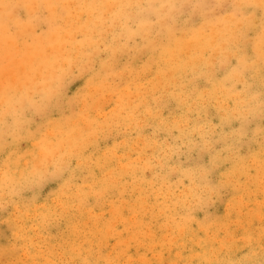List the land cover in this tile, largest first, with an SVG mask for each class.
Listing matches in <instances>:
<instances>
[{
  "label": "rangeland",
  "instance_id": "rangeland-1",
  "mask_svg": "<svg viewBox=\"0 0 264 264\" xmlns=\"http://www.w3.org/2000/svg\"><path fill=\"white\" fill-rule=\"evenodd\" d=\"M62 1H64V2H62ZM92 1H93V3H92ZM246 1H248L249 4ZM246 1L240 0V3H239V0H238V4H237V0H232V1L231 0H160V1H158V0H150V1H148V0L147 1L146 0H142V1H140V0H122V1L121 0L120 1L119 0H102V1L101 0H96V1H94V0H89V1L88 0H73V1L72 0H61V3L59 0L58 1L57 0H32L31 2H30V0H0V8H2V9H0V79L2 81L1 80L0 81L3 82L2 84H0V85H2V86H0V91H2V92H0L1 93L0 94V107H2V108H0V152H1L0 153V179H1L0 180V264H32V263L33 264L34 263L39 264V262L41 264V261H42V263L44 261L43 264H45V263L46 264H109V263L110 264H165V263L166 264H200V262H202V261L204 264H228V262H229V264H264V259H263V257H264V205H263L264 204L263 203L264 202V178H263L264 177V150H263L264 149V128H263L264 127V112H263L264 111V76H263L264 75V72H263L264 71V0H252V1L246 0ZM90 3H91V6H90ZM94 3H95V6H94ZM106 3H107V5H106ZM123 3H125V5H124L125 7L123 6ZM128 3H129V5H128ZM58 4H59V6H58ZM131 4H132V7H130ZM241 4L243 6H241ZM31 5H33V6H31ZM67 5H68V7H67ZM134 5H136V7ZM152 5H154V6H152ZM37 6H39V7L37 8ZM83 6L86 7L88 10L86 8H84ZM165 6H166V8H165ZM257 6H260V7H257ZM89 7L90 8L94 7V8L90 9ZM66 8H67V10H66ZM78 8H79V10H78ZM96 8H98V9H96ZM257 8H258V10H257ZM47 9H49V11ZM100 9L103 12H100ZM261 9H263V10H261ZM128 10H130V12ZM79 11H81V12L79 13ZM95 11H97V13ZM46 12L49 13V15ZM122 12H124V14ZM85 13H87V14H85ZM75 14H76V17H75ZM127 14H128V16H127ZM216 15H218V16H216ZM255 16H256V18H255ZM72 17H74V18L72 19ZM77 17H79V18H77ZM82 17H83V19H82ZM222 17H224V18H222ZM67 18H69V19H67ZM96 18H97V20H95ZM119 18H121V19L119 20ZM123 18H124V20H123ZM129 18H130V20H129ZM131 18H133V19H131ZM244 18H245V20H244ZM76 19H78V21ZM92 20H93V22H92ZM168 20H170V22ZM71 21H72V23H71ZM74 21H76V22H74ZM256 21H258V22H256ZM63 22H65V23H63ZM227 22H229V23H227ZM115 23H116V25H118V27L115 25ZM96 24H98L99 26ZM64 25H65V28H63ZM76 25H77V27H76ZM113 25H114V27H113ZM60 26H61V28H60ZM84 26H85V28H84ZM226 26H227V28H224ZM89 27H91V29ZM120 27L121 28L123 27V30ZM213 27H214V30H213ZM111 29H112V31H111ZM226 29L228 31L233 29V31L227 32ZM91 30H93V31H91ZM94 31H96V32H94ZM222 31L225 33L224 37L226 36V38L223 37L224 33H222ZM16 32H18V33H16ZM87 32H88V34H87ZM110 32L111 33L114 32V33L111 34ZM198 32H199V34H198ZM209 32H210V34H209ZM226 32L229 35H227ZM54 33H56V35ZM82 33L85 35L82 36ZM90 33H91V36L93 34H95V35L90 37ZM99 33L100 34L102 33V34L99 35ZM213 33H214V35H213ZM217 33H219V34H217ZM59 34H60L61 38H59L60 37ZM62 34H64L66 37H64V35L62 36ZM152 35H154V36H152ZM204 35H206L207 37ZM211 35H213V36H211ZM121 36H122V39H121ZM146 36L149 38H147ZM193 36H195V37H193ZM217 37H218V39H217ZM92 38L94 41H92ZM179 38H181V39H179ZM196 38H197V41H196ZM207 38L209 39V41ZM227 38H228V40H226ZM62 39H64V40L62 41ZM89 39H91V40H89ZM221 39H222V41H221ZM229 39H232V42ZM49 40H51V41H49ZM78 40L79 41L81 40L79 42L80 44L78 43ZM198 40H200L201 43ZM91 41H92V43H91ZM219 41H220V43H219ZM59 42H60V44H59ZM95 42H97V44H95ZM234 42H235V44H234ZM247 42H249V43H247ZM81 44H82V46H81ZM223 44H225V45H223ZM61 45H63V46H61ZM173 45L175 46V49L173 48L174 47ZM74 46H76V47H74ZM78 46H81V47L79 48ZM89 46H91V47H89ZM97 46H98V48H97ZM118 46L121 48H119ZM231 46H233L234 48ZM73 47L77 48V49L79 48V49L77 50V49H74ZM102 47H104V48H102ZM45 48H47V49L45 50ZM49 48H50V51H49ZM52 48H54V49H52ZM58 48H61V50L60 49L58 50ZM193 48H195L196 50ZM101 49H103L105 51H103ZM222 50H223V52H222ZM40 51H41V53H40ZM45 51L46 52L48 51L47 54ZM106 51L107 52L109 51L108 54ZM163 51H165V52H163ZM189 51H190V53H189ZM54 52H55V54H54ZM171 52L174 54H172ZM177 52H178L179 56L176 55ZM32 53H34L36 55H34V54L32 55ZM75 53L78 55V57L75 56ZM97 53H99V54L97 55ZM155 53H156V55H155ZM141 54L142 55L144 54V55L142 56ZM172 55H174V56H172ZM191 55H192V57H191ZM104 56H106V57H104ZM30 57L32 58V60ZM60 57H62V58H60ZM115 57H116V59H115ZM119 57H120V59H119ZM174 57L176 58V60ZM33 58H34V60H33ZM44 58H46V59L44 60ZM48 58H49V60H48ZM162 58H164V59H162ZM212 58L214 61L215 60L216 61L214 62L212 60ZM219 59L221 62L219 61ZM222 59H224V60L222 61ZM64 60H66L68 63ZM94 60H96V61H94ZM15 62H16V64H15ZM28 63H29V65H27ZM189 63L191 65H189ZM14 64L16 65L17 68L15 67ZM17 64L19 65V67ZM36 64L38 65V67L41 70H43L44 73L42 71L40 72V69H38ZM50 64L52 67L50 66ZM53 64H54V66H53ZM162 64H164V65H162ZM166 64H168V65H166ZM210 64H211V66H210ZM25 65L27 66V68ZM32 65H33V67H32ZM136 65H138V66H136ZM225 65H227V66H225ZM21 66H23L22 67L23 69L22 68L20 69ZM59 66L61 68H59ZM178 66H180V68H178ZM228 66H229V68H226ZM11 67H14V68H11ZM90 67H91V69H90ZM165 67H167V68H165ZM24 68H26V69H24ZM73 68H74V70H73ZM93 68H95V69L93 70ZM188 68H190V69H188ZM11 69L14 71H12ZM175 69H177L178 71L176 70V72H175ZM194 69L197 71H195ZM211 69L213 70V72H211ZM107 70L110 72H108ZM151 70L153 72H151ZM162 70H164L165 72ZM36 71H39V72H36ZM71 71H73L74 74ZM173 71H174V73H173ZM54 72H55V74H54ZM125 72H126V74H124ZM182 72H183V75H181ZM186 72H188V73H186ZM232 72H233V76H232ZM254 72H255V74H253ZM36 73H38L37 77L39 79L36 77ZM70 73H72V74H70ZM142 73H144V74H142ZM195 73L197 75H195ZM201 73H204V74L201 75ZM211 73H213V74H211ZM2 74H3V76H5V78L2 76ZM45 74H48V75L45 76ZM52 74H53V77H52ZM117 74L120 76H117ZM173 74H176V75H173ZM22 75H25V76H22ZM244 75L245 76L248 75V76L245 77ZM42 76H43V78H42ZM60 76L62 78H58ZM104 76H106L108 78H106V77L103 78ZM63 77H65V78H63ZM74 77H75V79H74ZM126 77H127V79H126ZM187 77H188V79H187ZM232 77H234L235 79H233ZM251 77H254V78L250 79ZM238 78H240V79H238ZM61 79H62V81H61ZM112 79H114V80H112ZM190 79H191V81H190ZM193 79H194V81H193ZM224 79H226V80H224ZM258 79H260V80H258ZM9 80H11L12 82ZM96 80H98L99 82ZM153 80L156 81L154 83V86H152ZM177 80H178V82H177ZM182 80H184V81H182ZM71 81H73V82L71 83ZM102 81H103V83H102ZM159 81H161V82H159ZM247 81H249V82H247ZM6 82H7V84L9 82H11L12 84L9 83V85H7V84L5 85ZM31 82H34L35 84L33 83L34 84L33 85ZM147 82H149V83H147ZM170 82L173 85L174 84L175 85L172 86V84ZM202 82H204V83H202ZM87 83L89 85H86ZM236 83H238V84L236 85ZM246 83L248 85H246ZM42 84L45 86H42ZM100 84L101 85L103 84V85L101 86ZM120 84H121L122 88L120 87ZM137 84H140L141 86L137 85ZM206 84H207V86H206ZM3 85H5V87ZM93 85H95L97 88H95V86H93ZM115 85H116V87H115ZM215 85H218V86H215ZM244 85H246V86H244ZM255 85H256V87H255ZM138 86L140 88H138ZM158 86L159 87L161 86V88H159ZM162 86H164V87L162 88ZM167 86H170V87H167ZM183 86H184V88H183ZM18 87L19 88L22 87V88L18 89ZM24 87H26V88H24ZM50 87H53V88H50ZM62 87H64V88H62ZM148 87H150V89H148ZM93 88H95V89H93ZM113 88H114V90H113ZM145 88H146V90H145ZM222 88L223 89L226 88V89L224 91H222L223 90ZM98 89H101V90H98ZM104 89H106V90H104ZM155 89H156V91H154ZM173 89H174V91H173ZM192 89H194V91ZM212 89H213V92L211 91ZM91 90H92V92H91ZM150 90H152V92ZM175 90L178 92H176ZM228 90L230 92H228ZM24 91H26V92H24ZM97 91H100V92H97ZM202 91H203V93L201 94ZM205 91H206V93L208 92V94H206ZM7 92H8V94H7ZM90 92L92 94L93 93H96V94L92 95V94H90ZM131 92H132V94H131ZM52 93H53V95H51ZM100 93H102V94H100ZM109 93H110L113 100L111 99ZM134 93L138 94L137 97H135L136 95L134 96ZM160 93H162V94H160ZM163 93L167 96H165ZM179 93H181V94H179ZM219 93L220 94L223 93V94L220 96ZM226 93L228 94V95H226L227 99H226V97H224V94H226ZM62 94H63V96H62ZM87 94H89V95H87ZM106 94H108L107 99H106ZM119 94H120V96H119ZM144 94H146V95L144 96ZM213 94H215V95H213ZM234 94L238 96V99L236 98L237 96L235 97ZM28 95H29V97H28ZM122 95L126 96V97H123ZM178 95H180V97ZM193 95H195V97L196 96L197 97L195 98ZM148 96H150V97H148ZM207 96H208V99H207ZM216 96H218L217 97L218 99L216 98ZM239 96H240V98H239ZM2 97H3V99H2ZM131 97H134V98H131ZM170 97L172 100H170ZM185 97H187L188 99ZM228 97H229V100H228ZM5 98L8 101H6ZM92 98L95 99V101H93ZM145 98H147V99H145ZM151 98H154L156 101L154 99H151ZM230 98H232L233 100H231ZM35 99L38 101H36ZM165 99H167V101ZM194 99H195V101L198 99V102L196 101L195 103H193L191 105V103H192L191 101L194 102ZM261 99L263 100V102ZM89 100H90V102H89ZM199 100L202 102H200ZM213 100L215 102H213ZM216 100L222 101V103H224V104H222L221 102L216 101ZM237 100L239 101V104H236V103H238ZM3 101L5 102V104H2ZM36 102H37V104H36ZM130 102H132V103H130ZM146 102H148V103H146ZM158 102H160V103H158ZM161 102H163V103L161 104ZM165 102L168 103L167 107L165 106L166 105ZM186 102L188 104L187 107H186V105H187ZM61 103H62V106L60 105ZM66 103H67V105H66ZM84 103H87V104L85 105ZM104 103L106 105H104ZM181 103H183V104H181ZM134 104L136 106L135 108H134ZM137 104H138V106H137ZM241 104L244 105V108H242L243 106ZM80 105L83 106L84 108L81 107ZM88 105L90 108L88 107ZM201 105L204 107H202ZM220 105H221V107H220ZM257 105H258V107H256ZM19 106H21V107H19ZM22 106H24V107H22ZM40 106H41L42 110L40 109ZM46 106L47 107L49 106L48 109ZM93 106H95V107H93ZM152 106L154 107V109ZM169 106H173L172 108L174 111ZM189 106H190V108H189ZM197 106H199V107H197ZM216 106L218 108L220 107L221 110H220V108L218 109ZM228 106H230L231 108ZM234 106H235V108H237V110L235 108H233ZM10 107H12V109ZM34 107H35V109H34ZM66 107H68V108L66 109ZM99 107L103 108V110H101ZM110 107H113V109H115V111L112 108H111V110H112L111 111ZM149 107H150V110H149ZM163 107L164 108L166 107L167 110H166V108L164 109ZM3 108H5V109H3ZM7 108L9 110L8 112H7ZM14 108H17V109H14ZM141 108H142V110H141ZM145 108H146V110H145ZM216 108L218 110H216ZM106 109H108V110H106ZM158 109L161 111H159ZM190 109H192V110H190ZM207 109H209V110H207ZM212 109H213V111H212ZM223 109L225 110V112L227 111V113H225ZM32 110H34V111H32ZM71 110H73V111H71ZM120 110H122L121 111L122 113L120 112ZM193 110H195L194 111L195 113L193 112ZM230 110L232 111L234 118H233V115L231 114ZM94 111H96V112H94ZM126 111H131V112H126ZM200 111H201V113H200ZM235 111H237V112L239 111L241 113L240 114L241 116L239 115V112L234 114ZM87 112L89 115L87 114ZM90 112L92 113V115ZM183 112L184 113L186 112V113L184 114ZM212 112H214V113H212ZM221 112H224V113L221 114ZM243 112H245V113H243ZM44 113H46V115ZM111 113H112V116L114 118H112V116L110 118ZM151 113L154 115L156 114V116L157 115L158 116L156 117V116L152 115ZM172 113H174V114H172ZM170 114H171V116H170ZM227 114L229 115L230 119L232 118L234 120L227 119L228 118ZM237 114L240 116V118ZM244 114H245V116H244ZM60 115H62V116H60ZM87 115H88V117H87ZM94 115H96L97 117ZM123 115H124V117H123ZM197 115H199L198 118H197ZM211 115L214 118H212ZM223 115H224V117H223ZM132 116L134 118L135 117L136 118L134 119ZM142 116L145 118H143ZM160 116H163V117H160ZM166 116H168V117H166ZM221 116L223 117V119ZM235 116H238V117H235ZM23 117H24V119H23ZM141 117H142V119H141ZM172 117H174V118H172ZM177 117H179V118H177ZM192 117H194V118L192 119ZM91 118L93 119L94 123L96 122L95 124L93 122H91L92 121ZM109 118H110V120H109ZM189 118H191V119L189 120ZM196 118H197V120H196ZM6 119L9 121H7ZM25 119H26V121H25ZM80 119L82 120V124L84 123L83 125L80 123V121H81ZM123 119H126V120H123ZM171 119L174 120V123ZM76 120H77V124L79 123L77 126L74 125ZM96 120L99 121L100 123L98 122V124H97ZM128 120H132V121H128ZM152 120H154V121H152ZM205 120L208 121V124ZM136 121H137V123H136ZM166 121H168V122H166ZM169 121L171 123H169ZM179 121L180 122L182 121L181 122L182 127L180 126ZM193 121H194V123H193ZM209 121H211L210 122L211 124L209 123ZM227 121H229V122H227ZM89 122H90L91 126H89ZM111 122H112V124H111ZM132 122H133V124H132ZM147 122H148V124H150L149 126L147 125ZM160 122H162V124ZM189 122H191V123H189ZM85 123H87V125ZM130 123H131V126H130ZM157 123H158V125H156ZM159 123H160V126H159ZM221 123H224V124H221ZM29 124H30V126H28ZM167 124H168V127L166 126ZM171 124H172V127H171ZM53 125H56V126H53ZM93 125H95L96 127H94ZM119 125H120V127H119ZM177 125H179V126H177ZM222 125L224 127L226 126L225 129ZM46 126H47V128H45ZM51 126L54 128H52ZM83 126L86 129L88 128L87 126H89V128L86 130L83 128ZM100 126L101 127L105 126V127L101 128ZM121 126H123L125 128H123ZM146 126H148V128ZM186 126H188V127L186 128ZM189 126H191V127H189ZM127 127H130V128H128V130H127ZM136 127H139V130ZM198 127H200V129ZM212 127H215L214 130ZM221 127H223V129ZM173 128H174V130H173ZM197 128H198V131L200 130L199 132L196 130ZM230 128H231V130H230ZM22 129H23V131H22ZM190 129L193 131L196 130L195 133H193ZM204 129H207L210 131L209 132L207 130L204 131ZM81 130H83V131H81ZM96 130L99 132H97ZM124 130H125V132H124ZM176 130L177 131L180 130V132H176ZM246 130H247V132H246ZM260 130H262L261 131L262 133H260ZM52 131H54V132H52ZM69 131H70V133H69ZM91 131L94 135L91 133ZM126 131H127V133H126ZM131 131H134V132H131ZM223 131H225V132H223ZM44 132H46V133H44ZM65 132H68V133H65ZM159 132H161V133H159ZM196 132L198 133V135H196ZM210 132H211V134H209ZM219 132H223V133H219ZM189 133H190V135H189ZM244 133H245V135H244ZM85 134H86V136H85ZM157 134H159V135H157ZM201 134L203 135V137H202L203 139L200 138L202 136ZM239 134H241L240 137H239ZM71 135L73 137H71ZM125 135H127V136H125ZM130 135H131V137H130ZM141 135L142 136L144 135L143 136L144 138ZM217 135L218 136L220 135L222 137L220 138V136L218 137ZM227 135H229V136H227ZM262 135H263V137H262ZM34 136L36 139L34 138ZM68 136L70 137V139L68 138ZM94 136H95V138H93L94 140H92V137H94ZM132 136H134V137H132ZM145 136H147V137L149 136V137L147 139H145ZM171 136H172V138H171ZM226 136H227V138H226ZM62 137L63 138L65 137L64 140H62L63 139ZM75 137H76V139H75ZM87 137H90V138H88V140H87ZM178 137H179V139H178ZM180 137H181V140H180ZM233 137L237 138V139L235 138L236 141L234 140ZM244 137L245 138L248 137V138L245 139ZM30 138L33 140H31ZM66 138H68V139H66ZM128 138H131V139H128ZM228 138H229V140H228ZM126 139H128V140H126ZM166 139H167V141H166ZM61 140H62V142H61ZM82 140L85 142V145H84ZM143 140H144V144H143ZM151 140H152V142H151ZM162 140H163V143H162ZM205 140H206V142H205ZM55 141H57V142H55ZM65 141L69 142L70 145L65 143ZM88 141L89 142L91 141V143H93L94 145H91V143H89ZM228 141L231 143H229ZM237 141H239L241 143H237ZM58 142H61V144H59ZM73 142L76 144H74ZM123 142H124V144H123ZM249 142H251V143H249ZM156 143H157V146H156ZM159 143H161V144H159ZM164 143H167V144H164ZM258 143H260V144H258ZM62 144H63V146L65 144V148L63 146H59ZM79 144H81V145H79ZM87 144L89 145V147ZM227 144L230 147H228ZM231 144H232V146H231ZM241 144H243V145H241ZM248 144H249V146H248ZM256 144H258V146H256ZM75 145H76V147H75ZM124 145H125V148H124ZM126 145H127V147H126ZM166 145H168V147L170 149L168 148V150H166V148H167ZM259 145L260 146L262 145L263 149H261V147H259ZM29 146H32V147H29ZM130 146H134V148L133 147L131 148ZM147 146H148V148H147ZM45 147H48V148H45ZM57 147H58L59 151H58ZM141 147H143V148H141ZM164 147H166V148H164ZM255 147H258V148H255ZM3 148H5V149H3ZM159 148H161V149L159 150ZM234 148H235V150H234ZM40 149H42V150L40 151ZM60 149H62L63 151ZM66 149L68 151H66ZM110 149H112V150H110ZM139 149L140 150L142 149L143 151L140 152ZM152 149H154V150H152ZM258 149H260V150H258ZM73 150H74V152H73ZM77 150L79 152H77ZM163 150H165V151H163ZM133 151H135V152H133ZM249 151H250V153H252L253 151L254 152L252 154H250ZM27 152H28V154H27ZM53 152H55V153L53 154ZM81 152H83V153H81ZM148 152H149V155H148ZM151 152L154 155H151L152 154ZM165 152H167V153H165ZM229 152H230V155H229ZM234 152H236V154ZM246 152L249 154L250 158H248V154ZM127 153H128V155H127ZM141 153H142V156H141ZM215 153H217L219 155V157H217L218 155L217 154L215 155ZM40 154H42L43 156L42 155L39 156ZM65 154H66V156H65ZM122 154H123V157L121 159L120 156H122ZM226 154H228L229 157ZM231 154H232V156H231ZM113 155L115 158L113 157ZM124 155H126V157ZM189 155L191 156V158ZM194 155H196V156H194ZM234 155L236 156L237 159L235 157H233ZM243 155H244V157H243ZM256 155H258V157ZM230 156H231V159H230ZM39 157H40V161H38ZM131 157H133V158H131ZM140 157H142V158L140 159ZM172 157H173V159H172ZM238 157H240V159ZM35 158H36V161L38 162V164L35 161ZM116 158H118V159H116ZM145 158H147V159H145ZM176 158H178V159H176ZM188 158H190V159H188ZM225 158H226V160H225ZM257 158L261 162L257 161L258 160ZM119 160L122 163H120ZM137 160H139V161H137ZM148 160H150V161H148ZM44 161H45V163H44ZM220 161H221V164H220ZM233 161H235V163ZM42 162H43V164H42ZM46 162H48V163H46ZM147 162L149 165L146 164ZM171 162H174V163L171 164ZM184 162H186V163H184ZM217 162H219V163L217 164ZM239 162L242 164H240ZM84 163L86 166L84 165ZM157 163H158V165H157ZM230 163H234V164L232 165ZM249 163H251V164L253 163L252 166H251V164L249 165ZM34 164H36V165H34ZM77 164H78V166H77ZM170 164H171V167H173L172 169H169ZM25 165H26V167H25ZM39 165L41 167H39ZM49 165L51 166V168ZM136 165H138V166H136ZM147 165H148L150 171H149ZM216 165H217V167H215ZM256 165H259V166H256ZM27 166H28V168H27ZM37 167H39V168H37ZM47 168H48V171H47ZM67 168H69V169H67ZM175 168H177V169H175ZM213 168H214V170H213ZM226 168H229L228 169L229 171ZM250 168H252V169H250ZM133 169H135V170H133ZM190 169H192V170L190 171ZM233 169H235V170H233ZM255 169H256V171H255ZM257 169H258V171H257ZM100 170H101V172L98 173ZM225 170L227 171L226 172L227 175H225V173H224ZM7 171H9V172H7ZM54 171H56V172H54ZM160 171H162V172H160ZM235 171H236V173H235ZM19 172L21 175L19 174ZM193 172H196L197 174L193 173ZM243 172H244V174L242 175ZM127 173H129V175H127ZM208 173H210V174H208ZM256 173H257V175H256ZM6 174H9V175H6ZM53 174H54V176H53ZM151 174H152V176H151ZM180 174L182 176H180ZM184 174L187 176H185ZM214 174H215V176H214ZM105 175H106V177H105ZM140 175H142V176H140ZM107 176H109V177H107ZM208 176L211 178V180ZM220 176H223V177H220ZM152 177H154L155 180ZM186 177H188V178H186ZM226 177H227V179H226ZM237 177H239V179H237ZM245 177H247V178H245ZM103 178H105V179H103ZM262 178H263V180H262ZM150 179H151V181H150ZM216 179H217V181H216ZM224 179H226V180H224ZM98 180H100V181H98ZM188 180H189V182H188ZM97 181L99 182V184ZM112 181H113V183H112ZM170 181H171V183H170ZM223 181H226V182H223ZM245 181H247V182H245ZM227 182H229V183H227ZM251 182H254V183H251ZM260 182H262V183H260ZM163 183L167 187L164 186ZM213 183L215 186L213 185ZM225 183L228 184L227 187H225V185H227ZM222 184L223 185L225 184V185L223 186ZM143 185H145V186H143ZM193 185H195V186L193 187ZM80 186L83 190L80 188ZM82 186H84V187H82ZM127 186H129V187H127ZM190 186H192L193 189ZM217 186H219V187H217ZM236 186H237V188H236ZM186 187H188V189ZM202 187H204V189ZM212 187H213V189H212ZM87 188H89V189H87ZM196 188H197V190H196ZM225 188H226V191L224 190ZM208 189H209V191H208L209 193H206ZM210 189H212V190H210ZM235 189L239 190V191L236 190V194L240 197V199L235 193H233V192H235ZM183 190H185V191H183ZM260 190H261V192H260ZM173 191L175 193H177L178 195L175 194ZM188 191H190V192H188ZM222 191H224V192H222ZM229 191H230V193H229ZM70 192L72 193V195ZM186 192H188V193H186ZM246 192L248 193L249 197L246 196V194H247ZM74 193H75V195H74ZM218 193L220 196L218 195ZM232 193L235 195H233ZM240 193H242L243 196ZM252 193H254V194H252ZM76 194H78V196H81V197L79 198ZM211 194L212 195L214 194V195L212 196ZM231 194H232V196H231ZM204 195H206V196L208 195V196L206 197ZM229 195L231 197H229ZM253 195H255V198ZM60 196H62V197H60ZM74 196L78 197V198L76 199V198H74ZM186 197H187V199H186ZM219 197H220V199H219ZM179 199H183V201L182 200L179 201ZM120 200H122V201H120ZM239 200L241 203H239ZM63 201H64V203H63ZM111 201L112 202L114 201V202L112 203ZM184 201L187 204L184 203ZM187 201H189V202H187ZM109 202H110V204H109ZM121 202H123L124 205ZM193 202H194V204H193ZM230 202L232 204H230ZM245 204H247V205H245ZM255 204H257V205H255ZM72 205H75V206H72ZM125 205H128V206H125ZM143 205H146V206H143ZM242 205H244L245 207ZM69 206H72V209ZM76 206H77V208H75ZM78 206H79V208H78ZM229 206H231V207H229ZM260 206H261V208H260ZM115 207H116V209L113 210ZM146 207L148 209H145ZM234 208H236L238 210V212ZM63 209H65V210H63ZM86 209L87 210L89 209V210L84 211L85 212L84 213L83 210H86ZM231 209H232V211H231ZM117 210H118V212H117ZM145 210H146V212H145ZM148 210H149V212H147ZM244 211L247 214H245ZM249 211L251 213H248ZM53 212H56V213H53ZM112 212H114V213L111 214ZM116 213H118V214H116ZM127 213H129V214H127ZM235 213H237V214H235ZM255 213L256 214L258 213V214L256 215ZM131 214H133V215L131 216ZM226 215H227V217H226ZM237 215L238 216L240 215L239 217H241V218H239ZM248 215L250 217H252V219ZM252 215L255 217H253ZM228 216H229V218H228ZM245 216L246 217L248 216V217L246 218ZM256 216H258V217H256ZM235 217H237V218L235 219ZM221 218L223 220H221ZM107 219H108V221H107ZM172 219H174V220H172ZM85 220H86V222H85ZM131 220L133 222H131ZM233 220H236V221H233ZM87 221H89V222H87ZM222 221L226 224H224ZM168 222H169V224H167ZM82 223H83V225H82ZM84 223H86V224H84ZM94 223H95V227H94ZM232 223H236V225H234ZM244 223H246V224H244ZM113 224H114V226H113ZM129 225H130V227H129ZM165 225H166V227H165ZM220 225H221V227H220ZM238 225H240V226L237 227ZM72 227L73 228L75 227L76 229L74 228L75 229L74 230V229H72ZM200 227H203L202 230ZM217 227H219L221 230ZM130 228H132V229H130ZM225 228H226V230H225ZM231 228H232V230H231ZM136 229H137V232H136ZM145 229H147L148 232H146L147 230H145ZM203 229H204L206 235H210V236L207 237L205 235ZM217 229H219V230L216 231ZM130 231L131 232L133 231V232L131 233ZM134 231L136 232V235H135ZM151 231H152V233H150ZM167 231H168V233H167ZM90 233H91V235H90ZM121 233H122V235H121ZM155 233L157 235H155ZM224 234L226 237L224 236ZM227 235H230V236H227ZM128 237H129V239H128ZM205 237H207L209 240ZM197 238H199L198 241H197ZM221 238H224L225 240L221 239ZM82 239H84V240L82 241ZM193 239H194V241H193ZM118 241H120V242H118ZM209 241H212V242L210 243ZM183 242H184V244H183ZM194 242H195V244H192ZM244 242H246V243H244ZM185 243H187V244H185ZM256 243H258V244H256ZM198 244H199V248H198V246H196ZM242 244H244V245H242ZM253 245H254V247H253ZM72 246L75 247V250ZM237 247H239V248H237ZM79 248H81L80 249L81 251L79 250ZM210 248H211V250H209ZM219 249H221V250H219ZM225 249L227 250V252ZM69 250H71V251L73 250V251L71 252ZM215 250H216V252H215ZM74 251H76L77 253L76 252L74 253ZM171 251H173V252L171 253ZM202 251L203 252L205 251V252L203 253ZM256 251H258L257 252L258 255H257ZM259 251H262V252H259ZM87 252H88V254H87ZM207 252L209 254V257L207 255ZM218 252H220V253H218ZM205 253H206V255H205ZM210 253L212 256H210ZM212 253H215V254H212ZM255 254H256V256H255ZM201 255H203L202 256L203 258L201 257ZM233 255L236 257L234 258ZM38 257H39V259H38ZM248 257L249 258L251 257V258L249 259ZM175 258H176V260H175ZM208 258H209V260H208ZM227 258H229V259H227ZM230 258L232 259V261ZM70 259L72 261H70ZM104 260H106V261L104 262ZM207 260H208V262H207ZM220 260H225V261H220ZM45 261H47V262H45ZM239 261H241V262H239ZM252 261L253 262L255 261V263H253ZM203 263H201V264H203Z\"/></svg>",
  "mask_w": 264,
  "mask_h": 264
},
{
  "label": "bare ground",
  "instance_id": "bare-ground-1",
  "mask_svg": "<svg viewBox=\"0 0 264 264\" xmlns=\"http://www.w3.org/2000/svg\"><path fill=\"white\" fill-rule=\"evenodd\" d=\"M31 1H32V0H30V2H31ZM57 1H58V0H57ZM59 1H60V3H61V0H59ZM72 1H73V0H72ZM88 1H89V0H88ZM94 1H96V0H94ZM101 1H102V0H101ZM119 1H120V0H119ZM121 1H122V0H121ZM140 1H142V0H140ZM146 1H147V0H146ZM148 1H150V0H148ZM158 1H160V0H158ZM231 1H232V0H231ZM245 1H246V0H245ZM251 1H252V0H251ZM22 2H23V1H22ZM62 2H64V1H62ZM132 2H133V1H132ZM136 2H137V1H136ZM172 2H173V1H172ZM243 2H244V1H243ZM246 2L248 3V1H246ZM253 2H254V1H253ZM257 2H258V1H257ZM24 3H25V2H24ZM26 3H27V2H26ZM28 3H29V2H28ZM52 3H53V2H52ZM57 3H58V2H57ZM88 3H89V2H88ZM92 3H93V1H92ZM133 3H134V2H133ZM159 3H160V2H159ZM226 3H227V2H226ZM239 3H240V0H239ZM251 3H252V2H251ZM259 3H260V2H259ZM12 4H13V3H12ZM30 4H31V3H30ZM83 4H84V3H83ZM85 4H86V3H85ZM101 4H102V3H101ZM103 4H104V3H103ZM157 4H158V3H157ZM237 4H238V0H237ZM248 4H249V3H248ZM256 4H257V3H256ZM44 5H45V4H44ZM106 5H107V3H106ZM124 5H125V3H123V6H124ZM128 5H129V3H128ZM128 5H127V6H128ZM142 5H143V4H142ZM154 5H155V4H154ZM154 5H152V6H154ZM31 6H33V5H31ZM58 6H59V4H58ZM64 6H65V5H64ZM84 6H85V5H84ZM84 6H83V7H84ZM90 6H91V3H90ZM94 6H95V3H94ZM98 6H99V5H98ZM100 6H101V5H100ZM123 6H122V7H123ZM134 6L136 7V5H134ZM146 6H147V5H146ZM155 6H156V5H155ZM241 6H243V5L241 4ZM247 6H248V5H247ZM34 7H35V6H34ZM38 7H39V6H37V8H38ZM67 7H68V5H67ZM70 7H71V6H70ZM72 7H73V6H72ZM74 7H75V6H74ZM96 7H97V6H96ZM101 7H102V6H101ZM124 7H125V6H124ZM130 7H132V4H131ZM138 7H139V6H138ZM175 7H176V6H175ZM210 7H211V6H210ZM257 7H260V6H257ZM84 8H86V7H84ZM89 8H90V7H89ZM91 8H94V7H91ZM91 8H90V9H91ZM104 8H105V7H104ZM165 8H166V6H165ZM0 9H2V8H0ZM68 9H69V8H68ZM75 9H76V8H75ZM86 9H87V8H86ZM96 9H98V8H96ZM101 9H102V8H101ZM101 9H100V12H103ZM124 9H125V8H124ZM142 9H143V8H142ZM226 9H227V8H226ZM259 9H260V8H259ZM47 10L49 11V9H47ZM66 10H67V8H66ZM78 10H79V8H78ZM87 10H88V9H87ZM130 10H131V9H130ZM130 10H128V11L130 12ZM158 10H159V9H158ZM162 10H163V9H162ZM189 10H190V9H189ZM189 10H188V11H189ZM230 10H231V9H230ZM257 10H258V8H257ZM261 10H263V9H261ZM19 11H20V10H19ZM50 11H51V10H50ZM125 11H126V10H125ZM237 11H238V10H237ZM245 11H246V10H245ZM245 11H244V12H245ZM249 11H250V10H249ZM60 12H61V11H60ZM70 12H71V11H70ZM80 12H81V11H79V13H80ZM93 12H94V11H93ZM95 12L97 13V11H95ZM126 12H127V11H126ZM126 12H125V13H126ZM158 12H159V11H158ZM164 12H165V11H164ZM164 12H163V13H164ZM227 12H228V11H227ZM43 13H44V12H43ZM46 13H47V12H46ZM72 13H73V12H72ZM76 13H77V12H76ZM122 13L124 14V12H122ZM177 13H178V12H177ZM47 14L49 15V13H47ZM85 14H87V13H85ZM104 14H105V13H104ZM128 14H129V13H128ZM128 14H127V16H128ZM155 14H156V13H155ZM184 14H185V13H184ZM221 14H222V13H221ZM243 14H244V13H243ZM16 15H17V14H16ZM42 15H43V14H42ZM54 15H55V14H54ZM78 15H79V14H78ZM90 15H91V14H90ZM131 15H132V14H131ZM158 15H159V14H158ZM170 15H171V14H170ZM185 15H186V14H185ZM33 16H34V15H33ZM66 16H67V15H66ZM94 16H95V15H94ZM97 16H98V15H97ZM123 16H124V15H123ZM150 16H151V15H150ZM216 16H218V15H216ZM256 16H257V15H256ZM256 16H255V18H256ZM75 17H76V14H75ZM79 17H80V16H79ZM79 17H77V18H79ZM83 17H84V16H83ZM83 17H82V19H83ZM92 17H93V16H92ZM152 17H153V16H152ZM160 17H161V16H160ZM178 17H179V16H178ZM30 18H31V17H30ZM38 18H39V17H38ZM73 18H74V17H72V19H73ZM93 18H94V17H93ZM98 18H99V17H98ZM107 18H108V17H107ZM176 18H177V17H176ZM222 18H224V17H222ZM48 19H49V18H48ZM67 19H69V18H67ZM72 19H71V20H72ZM85 19H86V18H85ZM120 19H121V18H119V20H120ZM131 19H133V18H131ZM150 19H151V18H150ZM213 19H214V18H213ZM213 19H212V20H213ZM230 19H231V18H230ZM240 19H241V18H240ZM240 19H239V20H240ZM250 19H251V18H250ZM252 19H253V18H252ZM258 19H259V18H258ZM12 20H13V19H12ZM76 20L78 21V19H76ZM88 20H89V19H88ZM95 20H97V18H96ZM95 20H94V21H95ZM115 20H116V19H115ZM123 20H124V18H123ZM129 20H130V18H129ZM139 20H140V19H139ZM165 20H166V19H165ZM195 20H196V19H195ZM201 20H202V19H201ZM244 20H245V18H244ZM45 21H46V20H45ZM68 21H69V20H68ZM72 21H73V20H72ZM72 21H71V23H72ZM101 21H102V20H101ZM105 21H106V20H105ZM121 21H122V20H121ZM121 21H120V22H121ZM125 21H126V20H125ZM160 21H161V20H160ZM168 21L170 22V20H168ZM197 21H198V20H197ZM47 22H48V21H47ZM50 22H51V21H50ZM61 22H62V21H61ZM65 22H66V21H65ZM65 22H63V23H65ZM69 22H70V21H69ZM74 22H76V21H74ZM79 22H80V21H79ZM92 22H93V20H92ZM95 22H96V21H95ZM117 22H118V21H117ZM120 22H119V23H120ZM178 22H179V21H178ZM180 22H181V21H180ZM231 22H232V21H231ZM256 22H258V21H256ZM2 23H3V22H2ZM56 23H57V22H56ZM59 23H60V22H59ZM59 23H58V24H59ZM82 23H83V22H82ZM84 23H85V22H84ZM88 23H89V22H88ZM98 23H99V22H98ZM100 23H101V22H100ZM160 23H161V22H160ZM163 23H164V22H163ZM199 23H200V22H199ZM227 23H229V22H227ZM69 24H70V23H69ZM86 24H87V23H86ZM105 24H106V23H105ZM107 24H108V23H107ZM124 24H125V23H124ZM126 24H127V23H126ZM195 24H196V23H195ZM219 24H220V23H219ZM219 24H218V25H219ZM50 25H51V24H50ZM66 25H67V24H66ZM83 25H84V24H83ZM91 25H92V24H91ZM96 25H98V24H96ZM96 25H95V26H96ZM101 25H102V24H101ZM115 25H116V23H115ZM119 25H120V24H119ZM135 25H136V24H135ZM164 25H165V24H164ZM231 25H232V24H231ZM39 26H40V25H39ZM68 26H69V25H68ZM73 26H74V25H73ZM98 26H99V25H98ZM116 26L118 27V25H116ZM120 26H121V25H120ZM122 26H123V25H122ZM192 26H193V25H192ZM207 26H208V25H207ZM209 26H210V25H209ZM221 26H222V25H221ZM221 26H220V27H221ZM228 26H229V25H228ZM238 26H239V25H238ZM242 26H243V25H242ZM71 27H72V26H71ZM76 27H77V25H76ZM100 27H101V26H100ZM113 27H114V25H113ZM136 27H137V26H136ZM138 27H139V26H138ZM211 27H212V26H211ZM60 28H61V26H60ZM60 28H59V29H60ZM63 28H65V25H64ZM84 28H85V26H84ZM89 28L91 29V27H89ZM96 28H97V27H96ZM109 28H110V27H109ZM120 28H121V27H120ZM126 28H127V27H126ZM131 28H132V27H131ZM217 28H218V27H217ZM224 28H227V26L224 27ZM236 28H237V27H236ZM1 29H2V28H1ZM9 29H10V28H9ZM42 29H43V28H42ZM55 29H56V28H55ZM90 29H89V30H90ZM93 29H94V28H93ZM101 29H102V28H101ZM105 29H106V28H105ZM121 29L123 30V27H122ZM215 29H216V28H215ZM221 29H222V28H221ZM228 29H229V28H228ZM35 30H36V29H35ZM56 30H57V29H56ZM56 30H55V31H56ZM73 30H74V29H73ZM84 30H85V29H84ZM103 30H104V29H103ZM179 30H180V29H179ZM204 30H205V29H204ZM209 30H210V29H209ZM213 30H214V27H213ZM223 30H224V29H223ZM226 30H227V29H226ZM254 30H255V29H254ZM18 31H19V30H18ZM64 31H65V30H64ZM74 31H75V30H74ZM86 31H87V30H86ZM91 31H93V30H91ZM104 31H105V30H104ZM108 31H109V30H108ZM111 31H112V29H111ZM220 31H221V30H220ZM229 31H233V29H232V30H229ZM229 31L227 30V32H229ZM236 31H237V30H236ZM94 32H96V31H94ZM211 32H212V31H211ZM227 32H226V34H227ZM249 32H250V31H249ZM252 32H253V31H252ZM6 33H7V32H6ZM16 33H18V32H16ZM21 33H22V32H21ZM56 33H57V32H56ZM56 33H54V34L56 35ZM63 33H64V32H63ZM67 33H68V32H67ZM74 33H75V32H74ZM78 33H79V32H78ZM110 33H111V32H110ZM113 33H114V32H113ZM113 33H111V34H113ZM151 33H152V32H151ZM174 33H175V32H174ZM202 33H203V32H202ZM222 33H224V32L222 31ZM222 33H221V34H222ZM234 33H235V32H234ZM22 34H23V33H22ZM50 34H51V33H50ZM60 34H61V33H60ZM60 34H59V36H60ZM71 34H72V33H71ZM87 34H88V32H87ZM101 34H102V33H101ZM101 34L99 33V35H101ZM105 34H106V33H105ZM198 34H199V32H198ZM209 34H210V32H209ZM215 34H216V33H215ZM217 34H219V33H217ZM247 34H248V33H247ZM18 35H19V34H18ZM18 35H17V36H18ZM63 35H64V34H62V36H63ZM75 35H76V34H75ZM79 35H80V34H79ZM84 35H85V34L82 33V36H84ZM94 35H95V34H93L92 36H94ZM180 35H181V34H180ZM206 35H207V34H206ZM206 35H204V36H206ZM213 35H214V33H213ZM213 35H211V36H213ZM224 35H225V33L223 34V37H224ZM227 35H229V34H227ZM253 35H254V34H253ZM57 36H58V35H57ZM59 36H58V37H59ZM92 36H91V33H90V37H92ZM152 36H154V35H152ZM209 36H210V35H209ZM209 36H208V37H209ZM219 36H220V35H219ZM48 37H49V36H48ZM51 37H52V36H51ZM58 37H57V38H58ZM64 37H66V36L64 35ZM90 37H89V38H90ZM100 37H101V36H100ZM111 37H112V36H111ZM132 37H133V36H132ZM146 37H147V36H146ZM193 37H195V36H193ZM198 37H199V36H198ZM202 37H203V36H202ZM206 37H207V36H206ZM248 37H249V36H248ZM2 38H3V37H2ZM59 38H61V36H60ZM137 38H138V37H137ZM144 38H145V37H144ZM147 38H149V37H147ZM171 38H172V37H171ZM177 38H178V37H177ZM200 38H201V37H200ZM224 38H226V36H225ZM49 39H50V38H49ZM77 39H78V38H77ZM82 39H83V38H82ZM86 39H87V38H86ZM119 39H120V38H119ZM121 39H122V36H121ZM179 39H181V38H179ZM202 39H203V38H202ZM207 39H208V38H207ZM217 39H218V37H217ZM17 40H18V39H17ZM63 40H64V39H62V41H63ZM87 40H88V39H87ZM89 40H91V39H89ZM108 40H109V39H108ZM162 40H163V39H162ZM175 40H176V39H175ZM188 40H189V39H188ZM200 40H201V39H200ZM200 40H198V41H200ZM204 40H205V39H204ZM226 40H228V38H227ZM229 40H231V42H232V39H229ZM27 41H28V40H27ZM47 41H48V40H47ZM49 41H51V40H49ZM53 41H54V40H53ZM75 41H76V40H75ZM80 41H81V40H80ZM80 41L78 40V43H79ZM92 41H94L93 38H92ZM92 41H91V43H92ZM102 41H103V40H102ZM105 41H106V40H105ZM163 41H164V40H163ZM183 41H184V40H183ZM196 41H197V38H196ZM208 41H209V39H208ZM221 41H222V39H221ZM240 41H241V40H240ZM67 42H68V41H67ZM67 42H66V43H67ZM85 42H86V41H85ZM89 42H90V41H89ZM99 42H100V41H99ZM125 42H126V41H125ZM140 42H141V41H140ZM177 42H178V41H177ZM54 43H55V42H54ZM64 43H65V42H64ZM82 43H83V42H82ZM116 43H117V42H116ZM143 43H144V42H143ZM157 43H158V42H157ZM157 43H156V44H157ZM175 43H176V42H175ZM182 43H183V42H182ZM197 43H198V42H197ZM200 43H201V41H200ZM202 43H203V42H202ZM215 43H216V42H215ZM219 43H220V41H219ZM247 43H249V42H247ZM42 44H43V43H42ZM42 44H41V45H42ZM59 44H60V42H59ZM68 44H69V43H68ZM79 44H80V43H79ZM86 44H87V43H86ZM95 44H97V42H95ZM99 44H100V43H99ZM103 44H104V43H103ZM177 44H178V43H177ZM180 44H181V43H180ZM180 44H179V45H180ZM234 44H235V42H234ZM56 45H57V44H56ZM56 45H55V46H56ZM75 45H76V44H75ZM88 45H89V44H88ZM100 45H101V44H100ZM104 45H105V44H104ZM152 45H153V44H152ZM181 45H182V44H181ZM223 45H225V44H223ZM237 45H238V44H237ZM247 45H248V44H247ZM12 46H13V45H12ZM44 46H45V45H44ZM57 46H58V45H57ZM61 46H63V45H61ZM69 46H70V45H69ZM69 46H68V47H69ZM81 46H82V44H81ZM81 46H78V47L80 48ZM110 46H111V45H110ZM173 46H174V45H173ZM198 46H199V45H198ZM227 46H228V45H227ZM233 46H234V45H233ZM233 46H231V47H233ZM52 47H53V46H52ZM74 47H76V46H74ZM74 47H73V48H74ZM89 47H91V46H89ZM92 47H93V46H92ZM118 47H119V46H118ZM180 47H181V46H180ZM218 47H219V46H218ZM218 47H217V48H218ZM229 47H230V46H229ZM61 48H62V47H61ZM61 48H58V50H59V49L61 50ZM79 48H78V49H79ZM97 48H98V46H97ZM102 48H104V47H102ZM119 48H121V47H119ZM134 48H135V47H134ZM173 48L175 49V46H174ZM210 48H211V47H210ZM220 48H221V47H220ZM223 48H224V47H223ZM227 48H228V47H227ZM233 48H234V47H233ZM46 49H47V48H45V50H46ZM52 49H54V48H52ZM74 49H77V48H74ZM78 49H77V50H78ZM88 49H89V48H88ZM193 49H195V48H193ZM229 49H230V48H229ZM36 50H37V49H36ZM56 50H57V49H56ZM68 50H69V49H68ZM68 50H67V51H68ZM77 50H76V51H77ZM101 50H103V49H101ZM195 50H196V49H195ZM195 50H194V51H195ZM202 50H203V49H202ZM212 50H213V49H212ZM250 50H251V49H250ZM49 51H50V48H49ZM84 51H85V50H84ZM103 51H105V50H103ZM168 51H169V50H168ZM236 51H237V50H236ZM45 52H46V51H45ZM47 52H48V51H47ZM47 52H46V54H47ZM65 52H66V51H65ZM106 52H107V51H106ZM108 52H109V51H108ZM108 52H107V54H108ZM149 52H150V51H149ZM163 52H165V51H163ZM175 52H176V51H175ZM181 52H182V51H181ZM209 52H210V51H209ZM222 52H223V50H222ZM228 52H229V51H228ZM240 52H241V51H240ZM36 53H37V52H36ZM40 53H41V51H40ZM76 53H77V52H76ZM76 53H75V56L78 57V55H77ZM142 53H143V52H142ZM145 53H146V52H145ZM171 53H172V52H171ZM179 53H180V52H179ZM189 53H190V51H189ZM33 54H34V53H32V55H33ZM37 54H38V53H37ZM42 54H43V53H42ZM44 54H45V53H44ZM48 54H49V53H48ZM54 54H55V52H54ZM54 54H53V55H54ZM57 54H58V53H57ZM64 54H65V53H64ZM73 54H74V53H73ZM79 54H80V53H79ZM98 54H99V53H97V55H98ZM123 54H124V53H123ZM172 54H174V53H172ZM195 54H196V53H195ZM206 54H207V53H206ZM230 54H231V53H230ZM246 54H247V53H246ZM34 55H36V54H34ZM38 55H39V54H38ZM68 55H69V54H68ZM93 55H94V54H93ZM104 55H105V54H104ZM114 55H115V54H114ZM120 55H121V54H120ZM124 55H125V54H124ZM141 55H142V54H141ZM143 55H144V54H143ZM143 55H142V56H143ZM155 55H156V53H155ZM164 55H165V54H164ZM169 55H170V54H169ZM176 55H178V52L176 53ZM188 55H189V54H188ZM51 56H52V55H51ZM66 56H67V55H66ZM73 56H74V55H73ZM80 56H81V55H80ZM145 56H146V55H145ZM172 56H174V55H172ZM178 56H179V55H178ZM208 56H209V55H208ZM234 56H235V55H234ZM28 57H29V56H28ZM49 57H50V56H49ZM57 57H58V56H57ZM69 57H70V56H69ZM104 57H106V56H104ZM110 57H111V56H110ZM112 57H113V56H112ZM123 57H124V56H123ZM123 57H122V58H123ZM167 57H168V56H167ZM175 57H176V56H175ZM175 57H174V58H175ZM191 57H192V55H191ZM191 57H190V58H191ZM204 57H205V56H204ZM206 57H207V56H206ZM224 57H225V56H224ZM30 58H31V57H30ZM46 58H47V57H46ZM46 58H44V60H45ZM55 58H56V57H55ZM60 58H62V57H60ZM63 58H64V57H63ZM66 58H67V57H66ZM66 58H65V59H66ZM97 58H98V57H97ZM125 58H126V57H125ZM145 58H146V57H145ZM168 58H169V57H168ZM174 58H173V59H174ZM183 58H184V57H183ZM186 58H187V57H186ZM208 58H209V57H208ZM219 58H220V57H219ZM222 58H223V57H222ZM246 58H247V57H246ZM42 59H43V58H42ZM56 59H57V58H56ZM75 59H76V58H75ZM93 59H94V58H93ZM102 59H103V58H102ZM115 59H116V57H115ZM119 59H120V57H119ZM162 59H164V58H162ZM166 59H167V58H166ZM184 59H185V58H184ZM249 59H250V58H249ZM24 60H25V59H24ZM24 60H23V61H24ZM26 60H27V59H26ZM31 60H32V58H31ZM33 60H34V58H33ZM40 60H41V59H40ZM48 60H49V58H48ZM61 60H62V59H61ZM77 60H78V59H77ZM84 60H85V59H84ZM134 60H135V59H134ZM136 60H137V59H136ZM175 60H176V58H175ZM189 60H190V59H189ZM212 60H213V58H212ZM223 60H224V59H222V61H223ZM13 61H14V60H13ZM18 61H19V60H18ZM23 61H22V62H23ZM55 61H56V60H55ZM64 61H66V60H64ZM94 61H96V60H94ZM99 61H100V60H99ZM121 61H122V60H121ZM182 61H183V60H182ZM213 61H214V60H213ZM215 61H216V60H215ZM215 61H214V62H215ZM219 61H220V59H219ZM19 62H20V61H19ZM19 62H18V63H19ZM34 62H35V61H34ZM34 62H33V63H34ZM46 62H47V61H46ZM66 62H67V61H66ZM110 62H111V61H110ZM128 62H129V61H128ZM145 62H146V61H145ZM171 62H172V61H171ZM193 62H194V61H193ZM220 62H221V61H220ZM247 62H248V61H247ZM11 63H12V62H11ZM57 63H58V62H57ZM57 63H56V64H57ZM67 63H68V62H67ZM111 63H112V62H111ZM113 63H114V62H113ZM136 63H137V62H136ZM148 63H149V62H148ZM173 63H174V62H173ZM210 63H211V62H210ZM234 63H235V62H234ZM261 63H262V62H261ZM15 64H16V62H15ZM15 64H14V65H15ZM30 64H31V63H30ZM51 64H52V63H51ZM51 64H50V66H51ZM78 64H79V63H78ZM85 64H86V63H85ZM89 64H90V63H89ZM114 64H115V63H114ZM138 64H139V63H138ZM198 64H199V63H198ZM198 64H197V65H198ZM9 65H10V64H9ZM17 65H18V64H17ZM21 65H22V64H21ZM27 65H29V63H28ZM36 65H37V64H36ZM36 65H35V66H36ZM48 65H49V64H48ZM72 65H73V64H72ZM130 65H131V64H130ZM162 65H164V64H162ZM166 65H168V64H166ZM172 65H173V64H172ZM179 65H180V64H179ZM189 65H191V64L189 63ZM193 65H194V64H193ZM220 65H221V64H220ZM25 66H26V65H25ZM25 66H24V67H25ZM35 66H34V67H35ZM53 66H54V64H53ZM74 66H75V65H74ZM114 66H115V65H114ZM116 66H117V65H116ZM136 66H138V65H136ZM175 66H176V65H175ZM186 66H187V65H186ZM210 66H211V64H210ZM225 66H227V65H225ZM7 67H8V66H7ZM15 67H16V65H15ZM18 67H19V65H18ZM22 67H23V66H21L20 69H21ZM32 67H33V65H32ZM37 67H38V65H37ZM47 67H48V66H47ZM51 67H52V66H51ZM55 67H56V66H55ZM84 67H85V66H84ZM110 67H111V66H110ZM155 67H156V66H155ZM170 67H171V66H170ZM218 67H219V66H218ZM222 67H223V66H222ZM230 67H231V66H230ZM2 68H3V67H2ZM11 68H14V67H11ZM16 68H17V67H16ZM26 68H27V66H26ZM26 68H24V69H26ZM59 68H61V67L59 66ZM141 68H142V67H141ZM163 68H164V67H163ZM165 68H167V67H165ZM168 68H169V67H168ZM171 68H172V67H171ZM173 68H174V67H173ZM178 68H180V66H178ZM178 68H177V69H178ZM186 68H187V67H186ZM194 68H195V67H194ZM206 68H207V67H206ZM210 68H211V67H210ZM210 68H209V69H210ZM219 68H220V67H219ZM226 68H229V66L226 67ZM245 68H246V67H245ZM262 68H263V67H262ZM22 69H23V68H22ZM32 69H33V68H32ZM38 69H40V68L38 67ZM44 69H45V68H44ZM52 69H53V68H52ZM78 69H79V68H78ZM90 69H91V67H90ZM90 69H89V70H90ZM94 69H95V68H93V70H94ZM151 69H152V68H151ZM155 69H156V68H155ZM177 69H175V72H176ZM188 69H190V68H188ZM212 69H213V68H212ZM212 69H211V72H213ZM222 69H223V68H222ZM11 70H12V69H11ZM50 70H51V69H50ZM73 70H74V68H73ZM89 70H88V71H89ZM113 70H114V69H113ZM124 70H125V69H124ZM143 70H144V69H143ZM146 70H147V69H146ZM156 70H157V69H156ZM166 70H167V69H166ZM172 70H173V69H172ZM180 70H181V69H180ZM194 70H195V69H194ZM198 70H199V69H198ZM251 70H252V69H251ZM9 71H10V70H9ZM12 71H14V70H12ZM41 71L43 72V70L40 69V72H41ZM44 71H45V70H44ZM100 71H101V70H100ZM104 71H105V70H104ZM107 71H108V70H107ZM137 71H138V70H137ZM149 71H150V70H149ZM162 71H164V70H162ZM177 71H178V70H177ZM182 71H183V70H182ZM188 71H189V70H188ZM195 71H197V70H195ZM201 71H202V70H201ZM207 71H208V70H207ZM36 72H39V71H36ZM47 72H48V71H47ZM47 72H46V73H47ZM71 72L73 73V71H71ZM75 72H76V71H75ZM108 72H110V71H108ZM108 72H107V73H108ZM142 72H143V71H142ZM151 72H153V71L151 70ZM164 72H165V71H164ZM164 72H163V73H164ZM183 72H184V71H183ZM183 72H182L181 75H183ZM230 72H231V71H230ZM263 72H264V71H263ZM2 73H3V72H2ZM16 73H17V72H16ZM29 73H30V72H29ZM32 73H33V72H32ZM43 73H44V72H43ZM43 73H42V74H43ZM72 73H70V74H72ZM121 73H122V72H121ZM130 73H131V72H130ZM136 73H137V72H136ZM173 73H174V71H173ZM186 73H188V72H186ZM192 73H193V72H192ZM245 73H246V72H245ZM245 73H244V74H245ZM22 74H23V73H22ZM26 74H27V73H26ZM33 74H34V73H33ZM40 74H41V73H40ZM54 74H55V72H54ZM56 74H57V73H56ZM70 74H69V75H70ZM73 74H74V73H73ZM90 74H91V73H90ZM102 74H103V73H102ZM115 74H116V73H115ZM124 74H126V72H125ZM142 74H144V73H142ZM151 74H152V73H151ZM179 74H180V73H179ZM202 74H204V73H201V75H202ZM206 74H207V73H206ZM209 74H210V73H209ZM211 74H213V73H211ZM221 74H222V73H221ZM247 74H248V73H247ZM250 74H251V73H250ZM253 74H255V72H254ZM12 75H13V74H12ZM16 75H17V74H16ZM16 75H15V76H16ZM37 75H38V73H36V77H37ZM43 75H44V74H43ZM46 75H48V74H45V76H46ZM60 75H61V74H60ZM69 75H68V76H69ZM122 75H123V74H122ZM158 75H159V74H158ZM173 75H176V74H173ZM190 75H191V74H190ZM190 75H189V76H190ZM195 75H197V74L195 73ZM214 75H215V74H214ZM214 75H213V76H214ZM230 75H231V74H230ZM234 75H235V74H234ZM240 75H241V74H240ZM240 75H239V76H240ZM2 76H3V74H2ZM22 76H25V75H22ZM40 76H41V75H40ZM62 76H63V75H62ZM114 76H115V75H114ZM117 76H120V75L117 74ZM123 76H124V75H123ZM138 76H139V75H138ZM185 76H186V75H185ZM206 76H207V75H206ZM206 76H205V77H206ZM219 76H220V75H219ZM232 76H233V72H232ZM244 76H245V75H244ZM246 76H248V75H246ZM246 76H245V77H246ZM263 76H264V75H263ZM3 77L5 78V76H3ZM7 77H8V76H7ZM27 77H28V76H27ZM36 77H35V78H36ZM48 77H49V76H48ZM52 77H53V74H52ZM80 77H81V76H80ZM94 77H95V76H94ZM105 77H106V76H104L103 78H105ZM132 77H133V76H132ZM176 77H177V76H176ZM182 77H183V76H182ZM190 77H191V76H190ZM235 77H236V76H235ZM241 77H242V76H241ZM11 78H12V77H11ZM22 78H23V77H22ZM37 78H38V77H37ZM40 78H41V77H40ZM42 78H43V76H42ZM58 78H62V77L60 76V77H58ZM63 78H65V77H63ZM67 78H68V77H67ZM76 78H77V77H76ZM106 78H108V77H106ZM112 78H113V77H112ZM137 78H138V77H137ZM139 78H140V77H139ZM156 78H157V77H156ZM162 78H163V77H162ZM191 78H192V77H191ZM230 78H231V77H230ZM232 78L235 79L234 77H232ZM253 78H254V77H251L250 79H253ZM9 79H10V78H9ZM13 79H14V78H13ZM16 79H17V78H16ZM24 79H25V78H24ZM33 79H34V78H33ZM33 79H32V80H33ZM38 79H39V78H38ZM49 79H50V78H49ZM74 79H75V77H74ZM94 79H95V78H94ZM116 79H117V78H116ZM126 79H127V77H126ZM142 79H143V78H142ZM164 79H165V78H164ZM170 79H171V78H170ZM182 79H183V78H182ZM187 79H188V77H187ZM197 79H198V78H197ZM227 79H228V78H227ZM238 79H240V78H238ZM244 79H245V78H244ZM0 80H1V79H0ZM5 80H6V79H5ZM11 80H12V79H11ZM11 80H9V81H11ZM112 80H114V79H112ZM121 80H122V79H121ZM144 80H145V79H144ZM159 80H160V79H159ZM198 80H199V79H198ZM200 80H201V79H200ZM224 80H226V79H224ZM258 80H260V79H258ZM1 81H2V80H1ZM1 81H0V82H1ZM3 81H4V80H3ZM12 81H13V80H12ZM12 81H11V82H12ZM29 81H30V80H29ZM35 81H36V80H35ZM48 81H49V80H48ZM61 81H62V79H61ZM83 81H84V80H83ZM96 81H98V80H96ZM109 81H110V80H109ZM164 81H165V80H164ZM166 81H167V80H166ZM173 81H174V80H173ZM173 81H172V82H173ZM182 81H184V80H182ZM190 81H191V79H190ZM193 81H194V79H193ZM241 81H242V80H241ZM250 81H251V80H250ZM11 82H9V83H11ZM19 82H20V81H19ZM19 82H18V83H19ZM36 82H37V81H36ZM65 82H66V81H65ZM72 82H73V81H71V83H72ZM98 82H99V81H98ZM136 82H137V81H136ZM152 82H153V85H152V86H154V83H155L156 81L153 80ZM159 82H161V81H159ZM162 82H163V81H162ZM168 82H169V81H168ZM168 82H167V83H168ZM177 82H178V80H177ZM195 82H196V81H195ZM238 82H239V81H238ZM247 82H249V81H247ZM2 83H3V82H1L0 84H2ZM9 83L7 84V82H6L5 85H6V84L9 85ZM31 83L33 84L34 82H31ZM62 83H63V82H62ZM62 83H61V84H62ZM71 83H70V84H71ZM82 83H83V82H82ZM95 83H96V82H95ZM102 83H103V81H102ZM110 83H111V82H110ZM112 83H113V82H112ZM147 83H149V82H147ZM170 83H171V82H170ZM173 83H174V82H173ZM192 83H193V82H192ZM202 83H204V82H202ZM239 83H240V82H239ZM252 83H253V82H252ZM11 84H12V83H11ZM15 84H16V83H15ZM32 84H31V85H32ZM34 84H35V83H34ZM34 84H33V85H34ZM46 84H47V83H46ZM132 84H133V83H132ZM134 84H135V83H134ZM171 84H172V83H171ZM176 84H177V83H176ZM183 84H184V83H183ZM190 84H191V83H190ZM237 84H238V83H236V85H237ZM5 85H3V86L5 87ZM20 85H21V84H20ZM86 85H89V84L87 83ZM100 85H101V84H100ZM102 85H103V84H102ZM102 85H101V86H102ZM116 85H117V84H116ZM116 85H115V87H116ZM118 85H119V84H118ZM129 85H130V84H129ZM137 85H140V84H137ZM174 85H175V84H174ZM174 85L172 84V86H174ZM185 85H186V84H185ZM246 85H248V84L246 83ZM246 85H244V86H246ZM0 86H2V85H0ZM23 86H24V85H23ZM28 86H29V85H28ZM42 86H45V85L42 84ZM68 86H69V85H68ZM93 86H95V85H93ZM98 86H99V85H98ZM106 86H107V85H106ZM140 86H141V85H140ZM143 86H144V85H143ZM150 86H151V85H150ZM187 86H188V85H187ZM197 86H198V85H197ZM206 86H207V84H206ZM215 86H218V85H215ZM240 86H241V85H240ZM33 87H34V86H33ZM46 87H47V86H46ZM109 87H110V86H109ZM120 87H121V84H120ZM135 87H136V86H135ZM158 87H159V86H158ZM163 87H164V86H162V88H163ZM165 87H166V86H165ZM167 87H170V86H167ZM176 87H177V86H176ZM176 87H175V88H176ZM178 87H179V86H178ZM201 87H202V86H201ZM251 87H252V86H251ZM255 87H256V85H255ZM258 87H259V86H258ZM12 88H13V87H12ZM12 88H11V89H12ZM21 88H22V87H21ZM21 88L18 87V89H21ZM24 88H26V87H24ZM28 88H29V87H28ZM47 88H48V87H47ZM50 88H53V87H50ZM50 88H49V89H50ZM62 88H64V87H62ZM65 88H66V87H65ZM95 88H97V87L95 86ZM95 88H93V89H95ZM121 88H122V87H121ZM138 88H140V87L138 86ZM141 88H142V87H141ZM146 88H147V87H146ZM146 88H145V90H146ZM159 88H161V86H160ZM173 88H174V87H173ZM181 88H182V87H181ZM183 88H184V86H183ZM186 88H187V87H186ZM190 88H191V87H190ZM215 88H216V87H215ZM259 88H260V87H259ZM259 88H258V89H259ZM33 89H34V88H33ZM107 89H108V88H107ZM109 89H110V88H109ZM134 89H135V88H134ZM142 89H143V88H142ZM142 89H141V90H142ZM148 89H150V87H148ZM187 89H188V88H187ZM213 89H214V88H213ZM213 89L211 90L212 92H213ZM216 89H217V88H216ZM220 89H221V88H220ZM222 89H223V88H222ZM225 89H226V88H225ZM225 89H223L222 91H224ZM255 89H256V88H255ZM261 89H262V88H261ZM13 90H14V89H13ZM80 90H81V89H80ZM87 90H88V89H87ZM98 90H101V89H98ZM102 90H103V89H102ZM104 90H106V89H104ZM113 90H114V88H113ZM132 90H133V89H132ZM157 90H158V89H157ZM159 90H160V89H159ZM192 90L194 91V89H192ZM65 91H66V90H65ZM95 91H96V90H95ZM95 91H94V92H95ZM119 91H120V90H119ZM125 91H126V90H125ZM128 91H129V90H128ZM136 91H137V90H136ZM150 91L152 92V90H150ZM154 91H156V89H155ZM168 91H169V90H168ZM173 91H174V89H173ZM175 91H176V90H175ZM183 91H184V90H183ZM183 91H182V92H183ZM220 91H221V90H220ZM222 91H221V92H222ZM244 91H245V90H244ZM259 91H260V90H259ZM0 92H2V91H0ZM12 92H13V91H12ZM24 92H26V91H24ZM91 92H92V90H91ZM91 92H90V94H92ZM97 92H100V91H97ZM101 92H102V91H101ZM107 92H108V91H107ZM117 92H118V91H117ZM121 92H122V91H121ZM151 92H150V93H151ZM163 92H164V91H163ZM176 92H178V91H176ZM212 92H211V93H212ZM228 92H230V91L228 90ZM53 93H54V92H53ZM53 93H52L51 95H53ZM55 93H56V92H55ZM88 93H89V92H88ZM102 93H103V92H102ZM102 93H100V94H102ZM110 93H111V92H110ZM110 93H109V95H110ZM114 93H115V92H114ZM122 93H123V92H122ZM127 93H128V92H127ZM135 93H136V92H135ZM135 93H134V96L136 95L135 97H137L138 94H135ZM139 93H140V92H139ZM143 93H144V92H143ZM169 93H170V92H169ZM174 93H175V92H174ZM188 93H189V92H188ZM188 93H187V94H188ZM202 93H203V91L201 92V94H202ZM205 93H206V91H205ZM205 93H204V94H205ZM0 94H1V93H0ZM7 94H8V92H7ZM22 94H23V93H22ZM75 94H76V93H75ZM95 94H96V93H93L92 95H95ZM131 94H132V92H131ZM141 94H142V93H141ZM148 94H149V93H148ZM151 94H152V93H151ZM156 94H157V93H156ZM160 94H162V93H160ZM163 94H164V93H163ZM179 94H181V93H179ZM187 94H186V95H187ZM201 94H200V95H201ZM206 94H208V92H207ZM209 94H210V93H209ZM219 94H220V93H219ZM219 94H218V95H219ZM222 94H223V93H221L220 96H221ZM232 94H233V93H232ZM238 94H239V93H238ZM9 95H10V94H9ZM32 95H33V94H32ZM83 95H84V94H83ZM87 95H89V94H87ZM113 95H114V94H113ZM124 95H125V94H124ZM129 95H130V94H129ZM145 95H146V94H144V96H145ZM164 95H165V94H164ZM176 95H177V94H176ZM176 95H175V96H176ZM189 95H190V94H189ZM213 95H215V94H213ZM216 95H217V94H216ZM226 95H228V94H227V93L224 94V97H226ZM234 95H235V94H234ZM16 96H17V95H16ZM62 96H63V94H62ZM90 96H91V95H90ZM107 96H108V94H106V99H107ZM119 96H120V94H119ZM122 96H123V95H122ZM157 96H158V95H157ZM165 96H167V95H165ZM178 96L180 97V95H178ZM178 96H177V97H178ZM187 96H188V95H187ZM193 96L195 97V95H193ZM236 96H237V95H235V97H236ZM247 96H248V95H247ZM4 97H5V96H4ZM28 97H29V95H28ZM79 97H80V96H79ZM92 97H93V96H92ZM110 97H111V95H110ZM114 97H115V96H114ZM117 97H118V96H117ZM123 97H126V96H123ZM148 97H150V96H148ZM171 97H172V96H171ZM171 97H170V100H172ZM196 97H197V96H196ZM196 97H195V98H196ZM213 97H214V96H213ZM217 97H218V96H216V98H217ZM248 97H249V96H248ZM15 98H16V97H15ZM18 98H19V97H18ZM50 98H51V97H50ZM131 98H134V97H131ZM141 98H142V97H141ZM143 98H144V97H143ZM172 98H173V97H172ZM185 98H187V97H185ZM192 98H193V97H192ZM202 98H203V97H202ZM233 98H234V97H233ZM236 98L238 99V96H237ZM239 98H240V96H239ZM260 98H261V97H260ZM260 98H259V99H260ZM2 99H3V97H2ZM5 99H6V98H5ZM16 99H17V98H16ZM54 99H55V98H54ZM60 99H61V98H60ZM62 99H63V98H62ZM92 99H93V98H92ZM97 99H98V98H97ZM97 99H96V100H97ZM102 99H103V98H102ZM111 99H112V97H111ZM121 99H122V98H121ZM126 99H127V98H126ZM145 99H147V98H145ZM145 99H144V100H145ZM151 99H154V98H151ZM176 99H177V98H176ZM187 99H188V98H187ZM190 99H191V98H190ZM207 99H208V96H207ZM217 99H218V98H217ZM220 99H221V98H220ZM224 99H225V98H224ZM226 99H227V97H226ZM230 99L233 100L232 98H230ZM10 100H11V99H10ZM35 100H36V99H35ZM39 100H40V99H39ZM65 100H66V99H65ZM83 100H84V99H83ZM83 100H82V101H83ZM112 100H113V99H112ZM129 100H130V99H129ZM129 100H128V101H129ZM154 100H155V99H154ZM160 100H161V99H160ZM165 100L167 101V99H165ZM201 100H202V99H201ZM203 100H204V99H203ZM228 100H229V97H228ZM234 100H235V99H234ZM240 100H241V99H240ZM248 100H249V99H248ZM252 100H253V99H252ZM261 100H262V99H261ZM1 101H2V100H1ZM6 101H8V100L6 99ZM30 101H31V100H30ZM36 101H38V100H36ZM57 101H58V100H57ZM59 101H60V100H59ZM77 101H78V100H77ZM86 101H87V100H86ZM93 101H95V99H93ZM108 101H109V100H108ZM110 101H111V100H110ZM116 101H117V100H116ZM118 101H119V100H118ZM126 101H127V100H126ZM146 101H147V100H146ZM155 101H156V100H155ZM179 101H180V100H179ZM196 101L198 102V99H197ZM196 101H195V99H194V102L191 101V102H192L191 105H192L193 103H195ZM199 101H200V100H199ZM216 101H219V100H216ZM235 101H236V100H235ZM235 101H234V102H235ZM237 101H238V100H237ZM242 101H243V100H242ZM253 101H254V100H253ZM49 102H50V101H49ZM78 102H79V101H78ZM89 102H90V100H89ZM91 102H92V101H91ZM104 102H105V101H104ZM139 102H140V101H139ZM141 102H142V101H141ZM151 102H152V101H151ZM173 102H174V101H173ZM176 102H177V101H176ZM200 102H202V101H200ZM204 102H205V101H204ZM206 102H207V101H206ZM210 102H211V101H210ZM213 102H215V101L213 100ZM219 102L222 103V101H219ZM225 102H226V101H225ZM245 102H246V101H245ZM247 102H248V101H247ZM260 102H261V101H260ZM262 102H263V100H262ZM39 103H40V102H39ZM39 103H38V104H39ZM46 103H47V102H46ZM50 103H51V102H50ZM93 103H94V102H93ZM106 103H107V102H106ZM122 103H123V102H122ZM122 103H121V104H122ZM130 103H132V102H130ZM130 103H129V104H130ZM146 103H148V102H146ZM158 103H160V102H158ZM162 103H163V102H161V104H162ZM165 103H166V102H165ZM189 103H190V102H189ZM221 103H220V104H221ZM230 103H231V102H230ZM2 104H5V102L3 101ZM34 104H35V103H34ZM36 104H37V102H36ZM43 104H44V103H43ZM52 104H53V103H52ZM52 104H51V105H52ZM82 104H83V103H82ZM82 104H81V105H82ZM84 104L86 105L87 103H84ZM88 104H89V103H88ZM111 104H112V103H111ZM116 104H117V103H116ZM116 104H115V105H116ZM121 104H120V105H121ZM127 104H128V103H127ZM143 104H144V103H143ZM167 104H168V103H166V105H165L166 107H167ZM181 104H183V103H181ZM186 104H187V102H186ZM200 104H201V103H200ZM200 104H199V105H200ZM208 104H209V103H208ZM213 104H214V103H213ZM217 104H218V103H217ZM217 104H216V105H217ZM222 104H224V103H222ZM236 104H239V101H238V103H236ZM243 104H244V103H243ZM253 104H254V103H253ZM261 104H262V103H261ZM23 105H24V104H23ZM49 105H50V104H49ZM60 105L62 106V103H61ZM66 105H67V103H66ZM68 105H69V104H68ZM81 105H80V106H81ZM85 105H84V106H85ZM104 105H106V104L104 103ZM117 105H118V104H117ZM122 105H123V104H122ZM131 105H132V104H131ZM140 105H141V104H140ZM144 105H145V104H144ZM146 105H147V104H146ZM191 105H190V106H191ZM195 105H196V104H195ZM197 105H198V104H197ZM205 105H206V104H205ZM214 105H215V104H214ZM229 105H230V104H229ZM241 105H242V104H241ZM258 105H259V104H258ZM258 105H257L256 107H258ZM4 106H5V105H4ZM4 106H3V107H4ZM15 106H16V105H15ZM29 106H30V105H29ZM41 106H42V105H41ZM41 106H40V109L42 110ZM78 106H79V105H78ZM78 106H77V107H78ZM90 106H91V105H90ZM95 106H96V105H95ZM95 106H93V107H95ZM100 106H101V105H100ZM137 106H138V104H137ZM153 106H154V105H153ZM153 106H152V107H153ZM159 106H160V105H159ZM187 106H188V104L186 105V107H187ZM190 106H189V108H190ZM201 106H202V105H201ZM210 106H211V105H210ZM212 106H213V105H212ZM224 106H225V105H224ZM230 106H231V105H230ZM230 106H228V107H230ZM235 106H236V105H235ZM235 106H234L233 108H235ZM237 106H238V105H237ZM239 106H240V105H239ZM242 106H243L242 108H244V105H242ZM259 106H260V105H259ZM17 107H18V106H17ZM19 107H21V106H19ZM22 107H24V106H22ZM36 107H37V106H36ZM46 107H47V106H46ZM48 107H49V106H48ZM48 107H47V109H48ZM64 107H65V106H64ZM72 107H73V106H72ZM81 107H83V106H81ZM85 107H86V106H85ZM88 107H89V105H88ZM101 107H102V106H101ZM101 107H99V108H100L101 110H103V108H101ZM113 107H114V106H113ZM113 107H110V110H111V108L113 109ZM118 107H119V106H118ZM118 107H117V108H118ZM121 107H122V106H121ZM127 107H128V106H127ZM135 107H136V106H135V104H134V108H135ZM145 107H146V106H145ZM160 107H161V106H160ZM166 107H165V108H166ZM169 107L172 108L173 106H169ZM184 107H185V106H184ZM194 107H195V106H194ZM197 107H199V106H197ZM202 107H204V106H202ZM216 107H217V106H216ZM220 107H221V105H220ZM220 107H219V108H220ZM0 108H2V107H0ZM10 108L12 109V107H10ZM50 108H51V107H50ZM57 108H58V107H57ZM61 108H62V107H61ZM67 108H68V107H66V109H67ZM83 108H84V107H83ZM89 108H90V107H89ZM114 108H115V107H114ZM128 108H129V107H128ZM134 108H133V109H134ZM161 108H162V107H161ZM161 108H160V109H161ZM163 108H164V107H163ZM165 108H164V109H165ZM209 108H210V107H209ZM213 108H214V107H213ZM217 108H218V107H217ZM217 108H216V110L219 109V108H218V109H217ZM230 108H231V107H230ZM238 108H239V107H238ZM3 109H5V108H3ZM14 109H17V108H14ZM26 109H27V108H26ZM30 109H31V108H30ZM32 109H33V108H32ZM34 109H35V107H34ZM45 109H46V108H45ZM45 109H44V110H45ZM47 109H46V110H47ZM153 109H154V107H153ZM175 109H176V108H175ZM180 109H181V108H180ZM192 109H193V108H192ZM192 109H190V110H192ZM235 109L237 110V108H235ZM23 110H24V109H23ZM28 110H29V109H28ZM61 110H62V109H61ZM106 110H108V109H106ZM113 110L115 111V109H113ZM127 110H128V109H127ZM136 110H137V109H136ZM141 110H142V108H141ZM145 110H146V108H145ZM149 110H150V107H149ZM158 110H159V109H158ZM161 110H162V109H161ZM161 110H159V111H161ZM166 110H167V108H166ZM172 110H173V108H172ZM187 110H188V109H187ZM190 110H189V111H190ZM201 110H202V109H201ZM207 110H209V109H207ZM220 110H221V108H220ZM223 110H224V109H223ZM223 110H222V111H223ZM240 110H241V109H240ZM240 110H239V111H240ZM2 111H3V110H2ZM8 111H9V110H8V108H7V112H8ZM10 111H11V110H10ZM15 111H16V110H15ZM32 111H34V110H32ZM49 111H50V110H49ZM68 111H69V110H68ZM71 111H73V110H71ZM81 111H82V110H81ZM97 111H98V110H97ZM111 111H112V110H111ZM118 111H119V110H118ZM121 111H122V110H120V112H121ZM156 111H157V110H156ZM168 111H169V110H168ZM173 111H174V110H173ZM183 111H184V110H183ZM194 111H195V110H193V112H194ZM212 111H213V109H212ZM230 111H231V110H230ZM239 111H238V112H239ZM250 111H251V110H250ZM7 112H6V113H7ZM94 112H96V111H94ZM102 112H103V111H102ZM104 112H105V111H104ZM116 112H117V111H116ZM126 112H131V111H126ZM132 112H133V111H132ZM143 112H144V111H143ZM153 112H154V111H153ZM187 112H188V111H187ZM190 112H191V111H190ZM224 112H225V110H224ZM224 112H221V114H223ZM238 112L235 111L234 114H236V113H238ZM263 112H264V111H263ZM31 113H32V112H31ZM90 113H91V112H90ZM121 113H122V112H121ZM183 113H184V112H183ZM183 113H182V114H183ZM185 113H186V112H185ZM185 113H184V114H185ZM194 113H195V112H194ZM200 113H201V111H200ZM206 113H207V112H206ZM212 113H214V112H212ZM219 113H220V112H219ZM225 113H227V111H226ZM243 113H245V112H243ZM249 113H250V112H249ZM2 114H3V113H2ZM44 114L46 115V113H44ZM87 114H88V112H87ZM95 114H96V113H95ZM109 114H110V113H109ZM131 114H132V113H131ZM135 114H136V113H135ZM139 114H140V113H139ZM151 114H152V113H151ZM172 114H174V113H172ZM176 114H177V113H176ZM182 114H181V115H182ZM184 114H183V115H184ZM189 114H190V113H189ZM196 114H197V113H196ZM228 114H229V113H228ZM228 114H227V115H228ZM231 114L233 115L232 111H231ZM240 114H241V113L239 112V115H240ZM4 115H5V114H4ZM4 115H3V116H4ZM8 115H9V114H8ZM24 115H25V114H24ZM37 115H38V114H37ZM41 115H42V114H41ZM88 115H89V114H88ZM88 115H87V117H88ZM91 115H92V113H91ZM117 115H118V114H117ZM152 115H154V114H152ZM152 115H151V116H152ZM179 115H180V114H179ZM186 115H187V114H186ZM191 115H192V114H191ZM200 115H201V114H200ZM206 115H207V114H206ZM237 115H238V114H237ZM239 115H238V116H239ZM249 115H250V114H249ZM13 116H14V115H13ZM38 116H39V115H38ZM60 116H62V115H60ZM63 116H64V115H63ZM66 116H67V115H66ZM66 116H65V117H66ZM85 116H86V115H85ZM94 116H96V115H94ZM94 116H93V117H94ZM106 116H107V115H106ZM111 116H112V113H111V115H110V118H111ZM133 116H134V115H133ZM133 116H132V117H133ZM146 116H147V115H146ZM154 116H156V114H155ZM154 116H153V117H154ZM157 116H158V115H157ZM157 116H156V117H157ZM168 116H169V115H168ZM168 116H166V117H168ZM170 116H171V114H170ZM187 116H188V115H187ZM189 116H190V115H189ZM198 116H199V115H197V118H198ZM230 116H231V115H230ZM238 116H235V117H238ZM240 116H241V115H240ZM240 116H239V118H240ZM242 116H243V115H242ZM244 116H245V114H244ZM31 117H32V116H31ZM31 117H30V118H31ZM43 117H44V116H43ZM96 117H97V116H96ZM108 117H109V116H108ZM123 117H124V115H123ZM125 117H126V116H125ZM128 117H129V116H128ZM138 117H139V116H138ZM142 117H143V116H142ZM142 117H141V119H142ZM156 117H155V118H156ZM160 117H163V116H160ZM166 117H165V118H166ZM205 117H206V116H205ZM205 117H204V118H205ZM208 117H209V116H208ZM211 117H212V115H211ZM221 117H222V116H221ZM223 117H224V115H223ZM223 117H222V119H223ZM225 117H226V116H225ZM231 117H232V116H231ZM246 117H247V116H246ZM84 118H85V117H84ZM105 118H106V117H105ZM110 118H109V120H110ZM112 118H114V117L112 116ZM133 118H134V117H133ZM135 118H136V117H135ZM135 118H134V119H135ZM143 118H145V117H143ZM150 118H151V117H150ZM172 118H174V117H172ZM177 118H179V117H177ZM193 118H194V117H192V119H193ZM197 118H196V120H197ZM212 118H214V117H212ZM233 118H234V115H233ZM9 119H10V118H9ZM18 119H19V118H18ZM23 119H24V117H23ZM78 119H79V118H78ZM81 119H82V118H81ZM81 119H80V120H81ZM91 119H92V118H91ZM98 119H99V118H98ZM139 119H140V118H139ZM162 119H163V118H162ZM183 119H184V118H183ZM187 119H188V118H187ZM190 119H191V118H189V120H190ZM208 119H209V118H208ZM227 119H230V118H229V115H228V118H227ZM227 119H226V120H227ZM262 119H263V118H262ZM1 120H2V119H1ZM6 120H7V119H6ZM32 120H33V119H32ZM47 120H48V119H47ZM47 120H46V121H47ZM53 120H54V119H53ZM55 120H56V119H55ZM72 120H73V119H72ZM80 120H79V121H80ZM83 120H84V119H83ZM87 120H88V119H87ZM87 120H86V121H87ZM89 120H90V119H89ZM123 120H126V119H123ZM132 120H133V119H132ZM132 120H128V121H132ZM145 120H146V119H145ZM154 120H155V119H154ZM154 120H152V121H154ZM171 120H172V119H171ZM175 120H176V119H175ZM194 120H195V119H194ZM224 120H225V119H224ZM230 120H234V119L231 118ZM236 120H237V119H236ZM255 120H256V119H255ZM2 121H3V120H2ZM7 121H9V120H7ZM25 121H26V119H25ZM25 121H24V122H25ZM38 121H39V120H38ZM74 121H75V120H74ZM74 121H73V122H74ZM96 121H97V120H96ZM101 121H102V120H101ZM134 121H135V120H134ZM140 121H141V120H140ZM162 121H163V120H162ZM172 121H173V123H174V120H172ZM205 121H206V120H205ZM10 122H11V121H10ZM43 122H44V121H43ZM91 122H93V119H92ZM98 122H99V121H97V124H98ZM105 122H106V121H105ZM158 122H159V121H158ZM166 122H168V121H166ZM179 122H180V121H179ZM181 122H182V121H181ZM181 122H180L179 124H180V126L182 127ZM187 122H188V121H187ZM199 122H200V121H199ZM206 122H207V124H208V121H206ZM210 122H211V121H209V123H210ZM224 122H225V121H224ZM227 122H229V121H227ZM237 122H238V121H237ZM11 123H12V122H11ZM40 123H41V122H40ZM80 123L82 124V120L80 121ZM93 123H94V122H93ZM95 123H96V122H95ZM95 123H94V124H95ZM99 123H100V122H99ZM117 123H118V122H117ZM136 123H137V121H136ZM141 123H142V122H141ZM143 123H144V122H143ZM160 123L162 124V122H160ZM160 123H159V126H160ZM169 123H171V122L169 121ZM173 123H172V124H173ZM185 123H186V122H185ZM189 123H191V122H189ZM193 123H194V121H193ZM34 124H35V123H34ZM37 124H38V123H37ZM41 124H42V123H41ZM53 124H54V123H53ZM73 124H74V123H73ZM78 124H79V123H78ZM78 124H77V120H76V122H75L74 125L77 126ZM83 124H84V123H83ZM83 124H82V125H83ZM85 124L87 125V123H85ZM91 124H92V123H91ZM111 124H112V122H111ZM125 124H126V123H125ZM132 124H133V122H132ZM154 124H155V123H154ZM163 124H164V123H163ZM172 124H171V127H172ZM176 124H177V123H176ZM210 124H211V123H210ZM213 124H214V123H213ZM219 124H220V123H219ZM221 124H224V123H221ZM238 124H239V123H238ZM260 124H261V123H260ZM31 125H32V124H31ZM68 125H69V124H68ZM82 125H81V126H82ZM100 125H101V124H100ZM127 125H128V124H127ZM135 125H136V124H135ZM138 125H139V124H138ZM147 125L149 126L150 124H148V122H147ZM156 125H158V123H157ZM186 125H187V124H186ZM204 125H205V124H204ZM227 125H228V124H227ZM9 126H10V125H9ZM28 126H30V124H29ZM35 126H36V125H35ZM53 126H56V125H53ZM71 126H72V125H71ZM76 126H75V127H76ZM81 126H80V127H81ZM84 126H85V125H84ZM84 126H83V128H84ZM89 126H91V125H90V122H89ZM89 126H87V127L89 128ZM93 126L96 127L95 125H93ZM124 126H125V125H124ZM130 126H131V123H130ZM148 126H146V127L148 128ZM151 126H152V125H151ZM166 126L168 127V124H167ZM174 126H175V125H174ZM177 126H179V125H177ZM195 126H196V125H195ZM195 126H194V127H195ZM197 126H198V125H197ZM199 126H200V125H199ZM201 126H202V125H201ZM205 126H206V125H205ZM222 126H223V125H222ZM232 126H233V125H232ZM245 126H246V125H245ZM247 126H248V125H247ZM24 127H25V126H24ZM51 127H52V126H51ZM100 127H101V126H100ZM102 127H103V126H102ZM102 127H101V128H102ZM104 127H105V126H104ZM104 127H103V128H104ZM106 127H107V126H106ZM115 127H116V126H115ZM119 127H120V125H119ZM121 127H123V126H121ZM133 127H134V126H133ZM133 127H132V128H133ZM164 127H165V126H164ZM169 127H170V126H169ZM183 127H184V126H183ZM187 127H188V126H186V128H187ZM189 127H191V126H189ZM194 127H193V128H194ZM223 127H224V126H223ZM223 127H221V128L223 129ZM225 127H226V126H225ZM225 127H224V129H225ZM262 127H263V126H262ZM20 128H21V127H20ZM45 128H47V126H46ZM52 128H54V127H52ZM52 128H51V129H52ZM88 128H87V129H88ZM123 128H125V127H123ZM128 128H130V127H127V130H128ZM136 128H138V130H139V127H136ZM198 128L200 129V127H198ZM198 128L196 129L197 131H198ZM201 128H202V127H201ZM207 128H208V127H207ZM212 128H213V130H214L215 127H212ZM245 128H246V127H245ZM263 128H264V127H263ZM29 129H30V128H29ZM40 129H41V128H40ZM79 129H80V128H79ZM84 129H86V128H84ZM87 129H86V130H87ZM91 129H92V128H91ZM116 129H117V128H116ZM144 129H145V128H144ZM151 129H152V128H151ZM167 129H168V128H167ZM171 129H172V128H171ZM184 129H185V128H184ZM191 129H192V128H191ZM191 129H190V130H191ZM260 129H261V128H260ZM20 130H21V129H20ZM31 130H32V129H31ZM42 130H43V129H42ZM77 130H78V129H77ZM86 130H85V131H86ZM120 130H121V129H120ZM129 130H130V129H129ZM142 130H143V129H142ZM147 130H148V129H147ZM164 130H165V129H164ZM173 130H174V128H173ZM173 130H172V131H173ZM180 130H181V129H180ZM180 130H179V131L176 130V132H180ZM182 130H183V129H182ZM185 130H186V129H185ZM196 130H195V131H196ZM202 130H203V129H202ZM205 130H207V129H204V131H205ZM211 130H212V129H211ZM213 130H212V131H213ZM230 130H231V128H230ZM262 130H263V129H262ZM262 130H260V133H262V132H261ZM18 131H19V130H18ZM22 131H23V129H22ZM81 131H83V130H81ZM96 131H97V130H96ZM104 131H105V130H104ZM114 131H115V130H114ZM143 131H144V130H143ZM149 131H150V130H149ZM149 131H148V132H149ZM155 131H156V130H155ZM166 131H167V130H166ZM191 131H192L193 133H195V131H193V130H191ZM199 131H200V130H199ZM199 131H198V132H199ZM207 131L209 132L210 130H207ZM215 131H216V130H215ZM228 131H229V130H228ZM251 131H252V130H251ZM10 132H11V131H10ZM49 132H50V131H49ZM52 132H54V131H52ZM77 132H78V131H77ZM97 132H99V131H97ZM124 132H125V130H124ZM131 132H134V131H131ZM135 132H136V131H135ZM146 132H147V131H146ZM202 132H203V131H202ZM202 132H201V133H202ZM223 132H225V131H223ZM223 132H219V133H223ZM236 132H237V131H236ZM246 132H247V130H246ZM44 133H46V132H44ZM59 133H60V132H59ZM63 133H64V132H63ZM63 133H62V134H63ZM65 133H68V132H65ZM69 133H70V131H69ZM83 133H84V132H83ZM91 133H92V131H91ZM95 133H96V132H95ZM126 133H127V131H126ZM136 133H137V132H136ZM136 133H135V134H136ZM159 133H161V132H159ZM163 133H164V132H163ZM193 133H192V134H193ZM204 133H205V132H204ZM231 133H232V132H231ZM36 134H37V133H36ZM71 134H72V133H71ZM73 134H74V133H73ZM92 134H93V133H92ZM130 134H131V133H130ZM152 134H153V133H152ZM152 134H151V135H152ZM183 134H184V133H183ZM199 134H200V133H199ZM205 134H206V133H205ZM209 134H211V132H210ZM216 134H217V133H216ZM37 135H38V134H37ZM46 135H47V134H46ZM93 135H94V134H93ZM96 135H97V134H96ZM133 135H134V134H133ZM139 135H140V134H139ZM157 135H159V134H157ZM157 135H156V136H157ZM171 135H172V134H171ZM173 135H174V134H173ZM189 135H190V133H189ZM196 135H198L197 132H196ZM201 135H202V134H201ZM229 135H230V134H229ZM229 135H227V136H229ZM232 135H233V134H232ZM240 135H241V134H239V137H240ZM244 135H245V133H244ZM255 135H256V134H255ZM15 136H16V135H15ZM43 136H44V135H43ZM47 136H48V135H47ZM49 136H50V135H49ZM58 136H59V135H58ZM81 136H82V135H81ZM85 136H86V134H85ZM87 136H88V135H87ZM125 136H127V135H125ZM141 136H142V135H141ZM143 136H144V135H143ZM143 136H142V137H143ZM149 136H150V135H149ZM149 136H148V137H149ZM186 136H187V135H186ZM207 136H208V135H207ZM217 136H218V135H217ZM219 136H220V135H219ZM219 136H218V137H219ZM227 136H226V138H227ZM250 136H251V135H250ZM45 137H46V136H45ZM50 137H51V136H50ZM66 137H67V136H66ZM71 137H73V136L71 135ZM83 137H84V136H83ZM96 137H97V136H96ZM130 137H131V135H130ZM132 137H134V136H132ZM148 137L145 136V139H147ZM161 137H162V136H161ZM190 137H191V136H190ZM193 137H194V136H193ZM202 137H203V135H202L200 138H202ZM215 137H216V136H215ZM221 137H222V136H220V138H221ZM224 137H225V136H224ZM241 137H242V136H241ZM255 137H256V136H255ZM262 137H263V135H262ZM4 138H5V137H4ZM34 138H35V136H34ZM46 138H47V137H46ZM48 138H49V137H48ZM62 138H63V137H62ZM64 138H65V137H64ZM64 138H63L62 140H64ZM68 138L70 139L69 136H68ZM68 138H66V139H68ZM85 138H86V137H85ZM88 138H90V137H87V140H88ZM93 138H95V136L92 137V140H94ZM139 138H140V137H139ZM143 138H144V137H143ZM158 138H159V137H158ZM171 138H172V136H171ZM205 138H206V137H205ZM233 138H234V137H233ZM235 138H236V137H235ZM235 138H234V140H235ZM244 138H245V137H244ZM246 138H248V137H246ZM246 138H245V139H246ZM30 139H31V138H30ZM35 139H36V138H35ZM40 139H41V138H40ZM73 139H74V138H73ZM75 139H76V137H75ZM128 139H131V138H128ZM128 139H126V140H128ZM154 139H155V138H154ZM169 139H170V138H169ZM178 139H179V137H178ZM202 139H203V138H202ZM208 139H209V138H208ZM214 139H215V138H214ZM236 139H237V138H236ZM242 139H243V138H242ZM24 140H25V139H24ZM31 140H33V139H31ZM62 140H61V142H62ZM89 140H90V139H89ZM92 140H91V141H92ZM124 140H125V139H124ZM124 140H123V141H124ZM136 140H137V139H136ZM156 140H157V139H156ZM180 140H181V137H180ZM190 140H191V139H190ZM226 140H227V139H226ZM228 140H229V138H228ZM238 140H239V139H238ZM247 140H248V139H247ZM21 141H22V140H21ZM67 141H68V140H67ZM73 141H74V140H73ZM82 141H83V140H82ZM91 141H90V142L88 141V142L91 143ZM96 141H97V140H96ZM159 141H160V140H159ZM166 141H167V139H166ZM198 141H199V140H198ZM203 141H204V140H203ZM230 141H231V140H230ZM235 141H236V140H235ZM239 141H240V140H239ZM239 141H237V143H241V142H239ZM242 141H243V140H242ZM244 141H245V140H244ZM55 142H57V141H55ZM61 142H58V143L61 144ZM63 142H64V141H63ZM80 142H81V141H80ZM141 142H142V141H141ZM151 142H152V140H151ZM177 142H178V141H177ZM205 142H206V140H205ZM228 142H229V141H228ZM65 143L69 144V142H66V141H65ZM70 143H71V142H70ZM73 143H74V142H73ZM81 143H82V142H81ZM83 143H84V145H85V142H84V141H83ZM89 143H88V144H89ZM121 143H122V142H121ZM128 143H129V142H128ZM137 143H138V142H137ZM162 143H163V140H162ZM172 143H173V142H172ZM202 143H203V142H202ZM212 143H213V142H212ZM219 143H220V142H219ZM229 143H231V142H229ZM237 143H236V144H237ZM244 143H245V142H244ZM249 143H251V142H249ZM34 144H35V143H34ZM48 144H49V143H48ZM48 144H47V145H48ZM74 144H76V143H74ZM88 144H87V145H88ZM123 144H124V142H123ZM125 144H126V143H125ZM143 144H144V140H143ZM145 144H146V143H145ZM152 144H153V143H152ZM159 144H161V143H159ZM164 144H167V143H164ZM221 144H222V143H221ZM221 144H220V145H221ZM223 144H224V143H223ZM258 144H260V143H258ZM258 144H256V146H258ZM12 145H13V144H12ZM22 145H23V144H22ZM28 145H29V144H28ZM35 145H36V144H35ZM52 145H53V144H52ZM69 145H70V144H69ZM79 145H81V144H79ZM79 145H78V146H79ZM91 145H94V144L91 143ZM127 145H128V144H127ZM127 145H126V147H127ZM133 145H134V144H133ZM227 145H228V144H227ZM234 145H235V144H234ZM234 145H233V146H234ZM237 145H238V144H237ZM241 145H243V144H241ZM244 145H245V144H244ZM59 146H63V144H62V145H59ZM59 146H58V147H59ZM73 146H74V145H73ZM122 146H123V145H122ZM128 146H129V145H128ZM156 146H157V143H156ZM166 146H167V148H166V147H164V148H166V150H168L169 147H168V145H166ZM212 146H213V145H212ZM225 146H226V145H225ZM231 146H232V144H231ZM248 146H249V144H248ZM17 147H18V146H17ZM19 147H20V146H19ZM29 147H32V146H29ZM50 147H51V146H50ZM58 147H57V149H58ZM63 147L65 148V144H64ZM68 147H69V146H68ZM75 147H76V145H75ZM88 147H89V145H88ZM130 147H131V148H132V147L134 148V146H130ZM135 147H136V146H135ZM152 147H153V146H152ZM197 147H198V146H197ZM228 147H230V146L228 145ZM237 147H238V146H237ZM251 147H252V146H251ZM259 147H261V149H263V148H262V145H261V146L259 145ZM6 148H7V147H6ZM24 148H25V147H24ZM45 148H48V147H45ZM85 148H86V147H85ZM93 148H94V147H93ZM124 148H125V145H124ZM141 148H143V147H141ZM147 148H148V146H147ZM153 148H154V147H153ZM157 148H158V147H157ZM161 148H162V147H161ZM161 148H159V150H160ZM164 148H163V149H164ZM182 148H183V147H182ZM194 148H195V147H194ZM222 148H223V147H222ZM224 148H225V147H224ZM245 148H246V147H245ZM255 148H258V147H255ZM3 149H5V148H3ZM34 149H35V148H34ZM71 149H72V148H71ZM169 149H170V148H169ZM180 149H181V148H180ZM230 149H231V148H230ZM230 149H229V150H230ZM237 149H238V148H237ZM237 149H236V150H237ZM17 150H18V149H17ZM41 150H42V149H40V151H41ZM46 150H47V149H46ZM54 150H55V149H54ZM60 150H62V149H60ZM69 150H70V149H69ZM74 150H75V149H74ZM74 150H73V152H74ZM79 150H80V149H79ZM110 150H112V149H110ZM139 150H140V149H139ZM152 150H154V149H152ZM152 150H151V151H152ZM171 150H172V149H171ZM171 150H170V151H171ZM195 150H196V149H195ZM221 150H222V149H221ZM227 150H228V149H227ZM231 150H232V149H231ZM234 150H235V148H234ZM234 150H233V151H234ZM255 150H256V149H255ZM258 150H260V149H258ZM263 150H264V149H263ZM5 151H6V150H5ZM58 151H59V149H58ZM62 151H63V150H62ZM66 151H68V150L66 149ZM66 151H65V152H66ZM70 151H71V150H70ZM70 151H69V152H70ZM81 151H82V150H81ZM84 151H85V150H84ZM116 151H117V150H116ZM116 151H115V152H116ZM120 151H121V150H120ZM120 151H119V152H120ZM142 151H143V150L141 149L140 152H142ZM155 151H156V150H155ZM163 151H165V150H163ZM251 151H252V150H251ZM256 151H257V150H256ZM2 152H3V151H2ZM34 152H35V151H34ZM38 152H39V151H38ZM69 152H68V153H69ZM77 152H79V151L77 150ZM133 152H135V151H133ZM144 152H145V151H144ZM144 152H143V153H144ZM189 152H190V151H189ZM224 152H225V151H224ZM230 152H231V151H230ZM230 152H229V155H230ZM237 152H238V151H237ZM253 152H254V151H253ZM253 152H252V153H253ZM258 152H259V151H258ZM0 153H1V152H0ZM45 153H46V152H45ZM45 153H44V154H45ZM49 153H50V152H49ZM54 153H55V152H53V154H54ZM81 153H83V152H81ZM136 153H137V152H136ZM151 153H152V152H151ZM162 153H163V152H162ZM162 153H161V154H162ZM165 153H167V152H165ZM205 153H206V152H205ZM234 153L236 154V152H234ZM246 153H247V152H246ZM249 153H250V151H249ZM252 153H250V154H252ZM259 153H260V152H259ZM27 154H28V152H27ZM71 154H72V153H71ZM76 154H77V153H76ZM84 154H85V153H84ZM110 154H111V153H110ZM116 154H117V153H116ZM131 154H132V153H131ZM158 154H159V153H158ZM213 154H214V153H213ZM216 154H217V153H215V155H216ZM220 154H221V153H220ZM247 154H248V153H247ZM257 154H258V153H257ZM41 155H42V154H40L39 156H41ZM50 155H51V154H50ZM67 155H68V154H67ZM127 155H128V153H127ZM148 155H149V152H148ZM151 155H154V154L152 153ZM170 155H171V154H170ZM170 155H169V156H170ZM173 155H174V154H173ZM173 155H172V156H173ZM184 155H185V154H184ZM191 155H192V154H191ZM202 155H203V154H202ZM207 155H208V154H207ZM217 155H218V154H217ZM223 155H224V154H223ZM226 155H228V154H226ZM226 155H225V156H226ZM229 155H228V157H229ZM42 156H43V155H42ZM65 156H66V154H65ZM82 156H83V155H82ZM116 156H117V155H116ZM124 156L126 157V155H124ZM134 156H135V155H134ZM141 156H142V153H141ZM146 156H147V155H146ZM146 156H145V157H146ZM165 156H166V155H165ZM189 156H190V155H189ZM194 156H196V155H194ZM225 156H224V157H225ZM231 156H232V154H231ZM231 156H230V159H231ZM239 156H240V155H239ZM245 156H246V155H245ZM256 156L258 157V155H256ZM72 157H73V156H72ZM86 157H87V156H86ZM113 157H114V155H113ZM120 157H121V159H122L123 154H122V156H120ZM125 157H124V158H125ZM137 157H138V156H137ZM152 157H153V156H152ZM152 157H151V158H152ZM217 157H219V155H218ZM228 157H227V158H228ZM233 157L236 158L235 155H234ZM240 157H241V156H240ZM240 157H238V158L240 159ZM243 157H244V155H243ZM259 157H260V156H259ZM9 158H10V157H9ZM41 158H42V157H41ZM50 158H51V157H50ZM80 158H81V157H80ZM80 158H79V159H80ZM100 158H101V157H100ZM111 158H112V157H111ZM114 158H115V157H114ZM128 158H129V157H128ZM131 158H133V157H131ZM141 158H142V157H140V159H141ZM190 158H191V156H190ZM190 158H188V159H190ZM195 158H196V157H195ZM220 158H221V157H220ZM248 158H250V157H249V154H248ZM262 158H263V157H262ZM23 159H24V158H23ZM54 159H55V158H54ZM61 159H62V158H61ZM116 159H118V158H116ZM121 159H120V160H121ZM145 159H147V158H145ZM156 159H157V158H156ZM168 159H169V158H168ZM172 159H173V157H172ZM176 159H178V158H176ZM228 159H229V158H228ZM230 159H229V160H230ZM233 159H234V158H233ZM236 159H237V158H236ZM257 159H258V158H257ZM37 160H38V159H37ZM120 160H119V161H120ZM129 160H130V159H129ZM154 160H155V159H154ZM159 160H160V159H159ZM223 160H224V159H223ZM225 160H226V158H225ZM242 160H243V159H242ZM242 160H241V161H242ZM245 160H246V159H245ZM20 161H21V160H20ZM32 161H33V160H32ZM35 161H36V158H35ZM35 161H34V162H35ZM38 161H40V157H39V160H38ZM100 161H101V160H100ZM137 161H139V160H137ZM148 161H150V160H148ZM152 161H153V160H152ZM160 161H161V160H160ZM171 161H172V160H171ZM173 161H174V160H173ZM198 161H199V160H198ZM198 161H197V162H198ZM200 161H201V160H200ZM238 161H239V160H238ZM243 161H244V160H243ZM243 161H242V162H243ZM257 161H260V160L258 159ZM36 162H37V161H36ZM36 162H35V163H36ZM49 162H50V161H49ZM54 162H55V161H54ZM58 162H59V161H58ZM101 162H102V161H101ZM117 162H118V161H117ZM117 162H116V163H117ZM168 162H169V161H168ZM187 162H188V161H187ZM228 162H229V161H228ZM233 162L235 163V161H233ZM251 162H252V161H251ZM260 162H261V161H260ZM27 163H28V162H27ZM44 163H45V161H44ZM46 163H48V162H46ZM61 163H62V162H61ZM82 163H83V162H82ZM109 163H110V162H109ZM120 163H122V162L120 161ZM135 163H136V162H135ZM140 163H141V162H140ZM159 163H160V162H159ZM163 163H164V162H163ZM163 163H162V164H163ZM172 163H174V162H171V164H172ZM184 163H186V162H184ZM218 163H219V162H217V164H218ZM222 163H223V162H222ZM224 163H225V162H224ZM234 163H230V164L233 165ZM239 163H240V162H239ZM21 164H22V163H21ZM24 164H25V163H24ZM37 164H38V162H37ZM42 164H43V162H42ZM58 164H59V163H58ZM66 164H67V163H66ZM86 164H87V163H86ZM90 164H91V163H90ZM146 164H148V162H147ZM162 164H161V165H162ZM165 164H166V163H165ZM171 164L169 165L170 167H171ZM220 164H221V161H220ZM240 164H242V163H240ZM250 164H251V163H249V165H250ZM252 164H253V163H252ZM252 164H251V166H252ZM9 165H10V164H9ZM34 165H36V164H34ZM62 165H63V164H62ZM84 165H85V163H84ZM148 165H149V164H148ZM148 165H147V167H148ZM153 165H154V164H153ZM155 165H156V164H155ZM157 165H158V163H157ZM180 165H181V164H180ZM18 166H19V165H18ZM18 166H17V167H18ZM23 166H24V165H23ZM49 166H50V165H49ZM56 166H57V165H56ZM56 166H55V167H56ZM63 166H64V165H63ZM71 166H72V165H71ZM71 166H70V167H71ZM77 166H78V164H77ZM85 166H86V165H85ZM136 166H138V165H136ZM166 166H167V165H166ZM234 166H235V165H234ZM236 166H237V165H236ZM253 166H254V165H253ZM256 166H259V165H256ZM21 167H22V166H21ZM25 167H26V165H25ZM25 167H24V168H25ZM33 167H34V166H33ZM39 167H41V166L39 165ZM39 167H37V168H39ZM57 167H58V166H57ZM64 167H65V166H64ZM104 167H105V166H104ZM113 167H114V166H113ZM115 167H116V166H115ZM139 167H140V166H139ZM160 167H161V166H160ZM164 167H165V166H164ZM170 167H169V169H172V168H173V167H171V168H170ZM182 167H183V166H182ZM185 167H186V166H185ZM207 167H208V166H207ZM215 167H217V165H216ZM228 167H229V166H228ZM261 167H262V166H261ZM3 168H4V167H3ZM27 168H28V166H27ZM42 168H43V167H42ZM42 168H41V169H42ZM50 168H51V166H50ZM84 168H85V167H84ZM150 168H151V167H150ZM161 168H162V167H161ZM191 168H192V167H191ZM233 168H234V167H233ZM236 168H237V167H236ZM236 168H235V169H236ZM256 168H257V167H256ZM67 169H69V168H67ZM105 169H106V168H105ZM117 169H118V168H117ZM148 169H149V167H148ZM167 169H168V168H167ZM175 169H177V168H175ZM178 169H179V168H178ZM185 169H186V168H185ZM185 169H184V170H185ZM196 169H197V168H196ZM216 169H217V168H216ZM226 169L228 170L229 168H226ZM231 169H232V168H231ZM231 169H230V170H231ZM235 169H233V170H235ZM240 169H241V168H240ZM250 169H252V168H250ZM253 169H254V168H253ZM261 169H262V168H261ZM4 170H5V169H4ZM38 170H39V169H38ZM43 170H44V169H43ZM122 170H123V169H122ZM129 170H130V169H129ZM133 170H135V169H133ZM146 170H147V169H146ZM153 170H154V169H153ZM191 170H192V169H190V171H191ZM213 170H214V168H213ZM1 171H2V170H1ZM21 171H22V170H21ZM47 171H48V168H47ZM141 171H142V170H141ZM149 171H150V169H149ZM154 171H155V170H154ZM171 171H172V170H171ZM174 171H175V170H174ZM228 171H229V170H228ZM231 171H232V170H231ZM237 171H238V170H237ZM245 171H246V170H245ZM255 171H256V169H255ZM255 171H254V172H255ZM257 171H258V169H257ZM259 171H260V170H259ZM7 172H9V171H7ZM54 172H56V171H54ZM63 172H64V171H63ZM100 172H101V170H100L98 173H100ZM113 172H114V171H113ZM127 172H128V171H127ZM137 172H138V171H137ZM143 172H144V171H143ZM152 172H153V171H152ZM160 172H162V171H160ZM160 172H159V173H160ZM186 172H187V171H186ZM222 172H223V171H222ZM226 172H227V171L225 170V172H224L225 175H227ZM233 172H234V171H233ZM16 173H17V172H16ZM30 173H31V172H30ZM146 173H147V172H146ZM184 173H185V172H184ZM193 173H196V172H193ZM210 173H211V172H210ZM210 173H208V174H210ZM224 173H223V174H224ZM228 173H229V172H228ZM230 173H231V172H230ZM235 173H236V171H235ZM260 173H261V172H260ZM19 174H20V172H19ZM24 174H25V173H24ZM112 174H113V173H112ZM135 174H136V173H135ZM181 174H182V173H181ZM181 174H180V176H182ZM196 174H197V173H196ZM221 174H222V173H221ZM243 174H244V172L242 173V175H243ZM261 174H262V173H261ZM6 175H9V174H6ZM20 175H21V174H20ZM22 175H23V174H22ZM127 175H129V173H127ZM143 175H144V174H143ZM184 175H185V174H184ZM234 175H235V174H234ZM256 175H257V173H256ZM18 176H19V175H18ZM53 176H54V174H53ZM80 176H81V175H80ZM110 176H111V175H110ZM134 176H135V175H134ZM140 176H142V175H140ZM151 176H152V174H151ZM172 176H173V175H172ZM185 176H187V175H185ZM201 176H202V175H201ZM214 176H215V174H214ZM239 176H240V175H239ZM258 176H259V175H258ZM12 177H13V176H12ZM29 177H30V176H29ZM96 177H97V176H96ZM105 177H106V175H105ZM107 177H109V176H107ZM208 177H209V176H208ZM218 177H219V176H218ZM218 177H217V178H218ZM220 177H223V176H220ZM249 177H250V176H249ZM87 178H88V177H87ZM146 178H147V177H146ZM148 178H149V177H148ZM150 178H151V177H150ZM152 178L154 179V177H152ZM180 178H181V177H180ZM186 178H188V177H186ZM209 178H210V177H209ZM228 178H229V177H228ZM245 178H247V177H245ZM254 178H255V177H254ZM263 178H264V177H263ZM263 178H262V180H263ZM14 179H15V178H14ZM58 179H59V178H58ZM98 179H99V178H98ZM103 179H105V178H103ZM141 179H142V178H141ZM169 179H170V178H169ZM226 179H227V177H226ZM226 179H224V180H226ZM231 179H232V178H231ZM231 179H230V180H231ZM237 179H239V177H237ZM0 180H1V179H0ZM73 180H74V179H73ZM73 180H72V181H73ZM77 180H78V179H77ZM77 180H76V181H77ZM154 180H155V179H154ZM190 180H191V179H190ZM210 180H211V178H210ZM222 180H223V179H222ZM235 180H236V179H235ZM16 181H17V180H16ZM93 181H94V180H93ZM98 181H100V180H98ZM98 181H97V182H98ZM102 181H103V180H102ZM150 181H151V179H150ZM183 181H184V180H183ZM216 181H217V179H216ZM251 181H252V180H251ZM253 181H254V180H253ZM110 182H111V181H110ZM157 182H158V181H157ZM172 182H173V181H172ZM188 182H189V180H188ZM193 182H194V181H193ZM211 182H212V181H211ZM221 182H222V181H221ZM223 182H226V181H223ZM243 182H244V181H243ZM245 182H247V181H245ZM83 183H84V182H83ZM100 183H101V182H100ZM112 183H113V181H112ZM164 183H165V182H164ZM164 183H163V185H164ZM170 183H171V181H170ZM202 183H203V182H202ZM227 183H229V182H227ZM227 183H225V184H227ZM251 183H254V182H251ZM260 183H262V182H260ZM2 184H3V183H2ZM12 184H13V183H12ZM17 184H18V183H17ZM95 184H96V183H95ZM98 184H99V182H98ZM159 184H160V183H159ZM225 184H224V185H225ZM244 184H245V183H244ZM258 184H259V183H258ZM93 185H94V184H93ZM96 185H97V184H96ZM116 185H117V184H116ZM213 185H214V183H213ZM222 185H223V184H222ZM224 185H223V186H224ZM229 185H230V184H229ZM239 185H240V184H239ZM91 186H92V185H91ZM143 186H145V185H143ZM164 186H166V185H164ZM171 186H172V185H171ZM194 186H195V185H193V187H194ZM214 186H215V185H214ZM223 186H222V187H223ZM227 186H228V184L225 185V187H227ZM243 186H244V185H243ZM69 187H70V186H69ZM82 187H84V186H82ZM86 187H87V186H86ZM88 187H89V186H88ZM127 187H129V186H127ZM132 187H133V186H132ZM166 187H167V186H166ZM190 187L193 189L192 186H190ZM217 187H219V186H217ZM230 187H231V186H230ZM257 187H258V186H257ZM261 187H262V186H261ZM80 188H81V186H80ZM159 188H160V187H159ZM186 188L188 189V187H186ZM197 188H198V187H197ZM197 188H196V190H197ZM202 188L204 189V187H202ZM210 188H211V187H210ZM228 188H229V187H228ZM236 188H237V186H236ZM242 188H243V187H242ZM2 189H3V188H2ZM68 189H69V188H68ZM81 189H82V188H81ZM87 189H89V188H87ZM184 189H185V188H184ZM206 189H207V188H206ZM212 189H213V187H212ZM212 189H210V190H212ZM220 189H221V188H220ZM255 189H256V188H255ZM82 190H83V189H82ZM91 190H92V189H91ZM146 190H147V189H146ZM185 190H186V189H185ZM185 190H183V191H185ZM224 190L226 191V188H225ZM236 190L239 191L238 189H235V192H233V193L236 194ZM252 190H253V189H252ZM1 191H2V190H1ZM88 191H89V190H88ZM126 191H127V190H126ZM169 191H170V190H169ZM171 191H172V190H171ZM208 191H209V189L207 190L206 193H209ZM233 191H234V190H233ZM255 191H256V190H255ZM173 192H174V191H173ZM181 192H182V191H181ZM181 192H180V193H181ZM188 192H190V191H188ZM188 192H186V193H188ZM211 192H212V191H211ZM218 192H219V191H218ZM222 192H224V191H222ZM222 192H221V193H222ZM227 192H228V191H227ZM258 192H259V191H258ZM260 192H261V190H260ZM70 193H71V192H70ZM75 193H76V192H75ZM75 193H74V195H75ZM83 193H84V192H83ZM88 193H89V192H88ZM174 193H175V192H174ZM192 193H193V192H192ZM229 193H230V191H229ZM233 193H232V194H233ZM237 193H238V192H237ZM246 193H247V192H246ZM84 194H85V193H84ZM92 194H93V193H92ZM127 194H128V193H127ZM175 194H177V193H175ZM184 194H185V193H184ZM195 194H196V193H195ZM232 194H231V196H232ZM235 194H233V195H235ZM240 194L242 195V193H240ZM252 194H254V193H252ZM71 195H72V193H71ZM76 195L78 196V194H76ZM87 195H88V194H87ZM103 195H104V194H103ZM119 195H120V194H119ZM149 195H150V194H149ZM177 195H178V194H177ZM181 195H182V194H181ZM201 195H202V194H201ZM211 195H212V194H211ZM213 195H214V194H213ZM213 195H212V196H213ZM218 195H219V193H218ZM221 195H222V194H221ZM236 195H237V194H236ZM57 196H58V195H57ZM88 196H89V195H88ZM96 196H97V195H96ZM99 196H100V195H99ZM139 196H140V195H139ZM156 196H157V195H156ZM174 196H175V195H174ZM199 196H200V195H199ZM204 196H206V195H204ZM207 196H208V195H207ZM207 196H206V197H207ZM219 196H220V195H219ZM231 196L229 195V197H231ZM237 196H238V195H237ZM242 196H243V195H242ZM246 196H248V193L246 194ZM253 196H254V198H255V195H253ZM60 197H62V196H60ZM78 197L80 198L81 196H78ZM78 197H75V196H74V198H76V199H77ZM188 197H189V196H188ZM235 197H236V196H235ZM238 197H239V196H238ZM248 197H249V196H248ZM67 198H68V197H67ZM67 198H66V199H67ZM89 198H90V197H89ZM112 198H113V197H112ZM138 198H139V197H138ZM143 198H144V197H143ZM145 198H146V197H145ZM150 198H151V197H150ZM190 198H191V197H190ZM200 198H201V197H200ZM242 198H243V197H242ZM140 199H141V198H140ZM163 199H164V198H163ZM186 199H187V197H186ZM219 199H220V197H219ZM222 199H223V198H222ZM239 199H240V197H239ZM61 200H62V199H61ZM90 200H91V199H90ZM180 200L183 201V199H179V201H180ZM195 200H196V199H195ZM205 200H206V199H205ZM226 200H227V199H226ZM236 200H237V199H236ZM251 200H252V199H251ZM66 201H67V200H66ZM66 201H65V202H66ZM120 201H122V200H120ZM126 201H127V200H126ZM166 201H167V200H166ZM61 202H62V201H61ZM91 202H92V201H91ZM99 202H100V201H99ZM111 202H112V201H111ZM113 202H114V201H113ZM113 202H112V203H113ZM187 202H189V201H187ZM223 202H224V201H223ZM63 203H64V201H63ZM121 203L123 204V202H121ZM184 203H186V202L184 201ZM239 203H241L240 200H239ZM255 203H256V202H255ZM260 203H261V202H260ZM263 203H264V202H263ZM51 204H52V203H51ZM109 204H110V202H109ZM122 204H121V205H122ZM143 204H144V203H143ZM186 204H187V203H186ZM193 204H194V202H193ZM215 204H216V203H215ZM230 204H232V203L230 202ZM243 204H244V203H243ZM250 204H251V203H250ZM101 205H102V204H101ZM123 205H124V204H123ZM130 205H131V204H130ZM184 205H185V204H184ZM212 205H213V204H212ZM212 205H211V206H212ZM245 205H247V204H245ZM255 205H257V204H255ZM261 205H262V204H261ZM263 205H264V204H263ZM72 206H75V205H72ZM72 206H69V207H71V209H72ZM94 206H95V205H94ZM119 206H120V205H119ZM125 206H128V205H125ZM125 206H124V207H125ZM132 206H133V205H132ZM134 206H135V205H134ZM143 206H146V205H143ZM189 206H190V205H189ZM225 206H226V205H225ZM242 206H244V205H242ZM258 206H259V205H258ZM83 207H84V206H83ZM83 207H82V208H83ZM112 207H113V206H112ZM117 207H118V206H117ZM229 207H231V206H229ZM235 207H236V206H235ZM239 207H240V206H239ZM244 207H245V206H244ZM256 207H257V206H256ZM60 208H61V207H60ZM67 208H68V207H67ZM75 208H77V206H76ZM78 208H79V206H78ZM131 208H132V207H131ZM131 208H130V209H131ZM211 208H212V207H211ZM224 208H225V207H224ZM227 208H228V207H227ZM260 208H261V206H260ZM73 209H74V208H73ZM92 209H93V208H92ZM115 209H116V207H115L113 210H115ZM118 209H119V208H118ZM124 209H125V208H124ZM145 209H148V208L146 207ZM220 209H221V208H220ZM228 209H229V208H228ZM232 209H233V208H232ZM232 209H231V211H232ZM234 209H236V208H234ZM238 209H239V208H238ZM60 210H61V209H60ZM63 210H65V209H63ZM88 210H89V209H88ZM88 210H87V209H86V210H83V212H84V211H88ZM113 210H112V211H113ZM134 210H135V209H134ZM193 210H194V209H193ZM196 210H197V209H196ZM247 210H248V209H247ZM48 211H49V210H48ZM71 211H72V210H71ZM93 211H94V210H93ZM220 211H221V210H220ZM236 211L238 212L237 209H236ZM90 212H91V211H90ZM90 212H89V213H90ZM114 212H115V211H114ZM114 212H112L111 214H113ZM117 212H118V210H117ZM121 212H122V211H121ZM130 212H131V211H130ZM130 212H129V213H130ZM134 212H135V211H134ZM145 212H146V210H145ZM147 212H149V210H148ZM165 212H166V211H165ZM225 212H226V211H225ZM244 212H245V211H244ZM244 212H243V213H244ZM53 213H56V212H53ZM68 213H69V212H68ZM78 213H79V212H78ZM84 213H85V212H84ZM129 213H127V214H129ZM161 213H162V212H161ZM161 213H160V214H161ZM248 213H251V212L249 211ZM65 214H66V213H65ZM90 214H91V213H90ZM90 214H89V215H90ZM116 214H118V213H116ZM116 214H115V215H116ZM225 214H226V213H225ZM235 214H237V213H235ZM245 214H247V213L245 212ZM255 214H256V213H255ZM257 214H258V213H257ZM257 214H256V215H257ZM45 215H46V214H45ZM87 215H88V214H87ZM120 215H121V214H120ZM132 215H133V214H131V216H132ZM134 215H135V214H134ZM145 215H146V214H145ZM170 215H171V214H170ZM220 215H221V214H220ZM228 215H229V214H228ZM240 215H241V214H240ZM240 215H239V216H240ZM250 215H251V214H250ZM253 215H254V214H253ZM253 215H252V216H253ZM90 216H91V215H90ZM90 216H89V217H90ZM116 216H117V215H116ZM122 216H123V215H122ZM135 216H136V215H135ZM223 216H224V215H223ZM233 216H234V215H233ZM237 216H238V215H237ZM239 216H238V217H239ZM248 216H249V215H248ZM248 216H247V217H248ZM87 217H88V216H87ZM224 217H225V216H224ZM226 217H227V215H226ZM230 217H231V216H230ZM245 217H246V216H245ZM247 217H246V218H247ZM249 217H250V216H249ZM253 217H255V216H253ZM256 217H258V216H256ZM14 218H15V217H14ZM114 218H115V217H114ZM133 218H134V217H133ZM136 218H137V217H136ZM142 218H143V217H142ZM145 218H146V217H145ZM166 218H167V217H166ZM214 218H215V217H214ZM218 218H219V217H218ZM222 218H223V217H222ZM222 218H221V220H223ZM228 218H229V216H228ZM228 218H227V219H228ZM236 218H237V217H235V219H236ZM239 218H241V217H239ZM246 218H245V219H246ZM250 218L252 219V217H250ZM51 219H52V218H51ZM137 219H138V218H137ZM147 219H148V218H147ZM159 219H160V218H159ZM118 220H119V219H118ZM135 220H136V219H135ZM172 220H174V219H172ZM224 220H225V219H224ZM242 220H243V219H242ZM107 221H108V219H107ZM119 221H120V220H119ZM145 221H146V220H145ZM226 221H227V220H226ZM226 221H225V222H226ZM233 221H236V220H233ZM233 221H232V222H233ZM248 221H249V220H248ZM85 222H86V220H85ZM87 222H89V221H87ZM131 222H133V221L131 220ZM166 222H167V221H166ZM166 222H165V223H166ZM222 222H223V221H222ZM239 222H240V221H239ZM69 223H70V222H69ZM223 223H224V222H223ZM230 223H231V222H230ZM84 224H86V223H84ZM130 224H131V223H130ZM133 224H134V223H133ZM143 224H144V223H143ZM167 224H169V222H168ZM212 224H213V223H212ZM224 224H226V223H224ZM232 224L236 225V223H232ZM244 224H246V223H244ZM250 224H251V223H250ZM82 225H83V223H82ZM97 225H98V224H97ZM115 225H116V224H115ZM137 225H138V224H137ZM160 225H161V224H160ZM241 225H242V224H241ZM247 225H248V224H247ZM113 226H114V224H113ZM116 226H117V225H116ZM135 226H136V225H135ZM140 226H141V225H140ZM208 226H209V225H208ZM239 226H240V225H238L237 227H239ZM76 227H77V226H76ZM94 227H95V223H94ZM129 227H130V225H129ZM129 227H128V228H129ZM149 227H150V226H149ZM162 227H163V226H162ZM165 227H166V225H165ZM168 227H169V226H168ZM220 227H221V225H220ZM233 227H234V226H233ZM74 228H75V227H74ZM74 228L72 227V229H74ZM198 228H199V227H198ZM200 228H201V230H202L203 227H200ZM217 228H219V227H217ZM75 229H76V228H75ZM75 229H74V230H75ZM130 229H132V228H130ZM154 229H155V228H154ZM168 229H169V228H168ZM168 229H167V230H168ZM192 229H193V228H192ZM205 229H206V228H205ZM219 229H220V228H219ZM219 229H217L216 231H218ZM222 229H223V228H222ZM133 230H134V229H133ZM145 230H147V229H145ZM152 230H153V229H152ZM155 230H156V229H155ZM207 230H208V229H207ZM207 230H206V231H207ZM220 230H221V229H220ZM225 230H226V228H225ZM225 230H224V231H225ZM231 230H232V228H231ZM251 230H252V229H251ZM254 230H255V229H254ZM99 231H100V230H99ZM114 231H115V230H114ZM203 231H204V229H203ZM212 231H213V230H212ZM249 231H250V230H249ZM109 232H110V231H109ZM130 232H131V231H130ZM132 232H133V231H132ZM132 232H131V233H132ZM134 232H135V231H134ZM136 232H137V229H136ZM136 232H135V235H136ZM146 232H148V230H147ZM153 232H154V231H153ZM247 232H248V231H247ZM122 233H123V232H122ZM122 233H121V235H122ZM128 233H129V232H128ZM131 233H130V234H131ZM142 233H143V232H142ZM150 233H152V231H151ZM167 233H168V231H167ZM204 233H205V231H204ZM222 233H223V232H222ZM224 233H225V232H224ZM258 233H259V232H258ZM258 233H257V234H258ZM32 234H33V233H32ZM147 234H148V233H147ZM216 234H217V233H216ZM216 234H215V235H216ZM227 234H228V233H227ZM230 234H231V233H230ZM246 234H247V233H246ZM90 235H91V233H90ZM123 235H124V234H123ZM135 235H134V236H135ZM155 235H157V234L155 233ZM205 235H206V233H205ZM213 235H214V234H213ZM124 236H125V235H124ZM142 236H143V235H142ZM145 236H146V235H145ZM206 236L208 237V236H210V235H206ZM216 236H217V235H216ZM219 236H220V235H219ZM219 236H218V237H219ZM224 236H225V234H224ZM227 236H230V235H227ZM250 236H251V235H250ZM114 237H115V236H114ZM129 237H130V236H129ZM129 237H128V239H129ZM131 237H132V236H131ZM207 237H205V238H207ZM221 237H222V236H221ZM225 237H226V236H225ZM115 238H116V237H115ZM205 238H204V239H205ZM215 238H216V237H215ZM215 238H214V239H215ZM231 238H232V237H231ZM253 238H254V237H253ZM253 238H252V239H253ZM198 239H199V238H197V241H198ZM207 239H208V238H207ZM211 239H212V238H211ZM221 239H224V238H221ZM246 239H247V238H246ZM252 239H251V240H252ZM72 240H73V239H72ZM83 240H84V239H82V241H83ZM117 240H118V239H117ZM117 240H116V241H117ZM133 240H134V239H133ZM208 240H209V239H208ZM208 240H207V241H208ZM212 240H213V239H212ZM218 240H219V239H218ZM218 240H217V241H218ZM224 240H225V239H224ZM73 241H74V240H73ZM76 241H77V240H76ZM85 241H86V240H85ZM92 241H93V240H92ZM126 241H127V240H126ZM193 241H194V239H193ZM203 241H204V240H203ZM214 241H215V240H214ZM219 241H220V240H219ZM229 241H230V240H229ZM118 242H120V241H118ZM121 242H122V241H121ZM190 242H191V241H190ZM209 242L211 243L212 241H209ZM215 242H216V241H215ZM226 242H227V241H226ZM244 243H246V242H244ZM83 244H84V243H83ZM92 244H93V243H92ZM183 244H184V242H183ZM185 244H187V243H185ZM189 244H190V243H189ZM192 244H195V242L192 243ZM205 244H206V243H205ZM216 244H217V243H216ZM223 244H224V243H223ZM256 244H258V243H256ZM81 245H82V244H81ZM115 245H116V244H115ZM121 245H122V244H121ZM121 245H120V246H121ZM203 245H204V244H203ZM219 245H220V244H219ZM242 245H244V244H242ZM246 245H247V244H246ZM122 246H123V245H122ZM122 246H121V247H122ZM196 246H198V248H199V244L196 245ZM211 246H212V245H211ZM211 246H210V247H211ZM213 246H214V245H213ZM220 246H221V245H220ZM220 246H219V247H220ZM225 246H226V245H225ZM248 246H249V245H248ZM70 247H71V246H70ZM72 247H73V246H72ZM81 247H82V246H81ZM116 247H117V246H116ZM217 247H218V246H217ZM253 247H254V245H253ZM68 248H69V247H68ZM73 248H74V250H75V247H73ZM94 248H95V247H94ZM98 248H99V247H98ZM114 248H115V247H114ZM201 248H202V247H201ZM225 248H226V247H225ZM237 248H239V247H237ZM80 249H81V248H79V250H80ZM212 249H213V248H212ZM221 249H222V248H221ZM221 249H219V250H221ZM226 249H227V248H226ZM226 249H225V250H226ZM257 249H258V248H257ZM174 250H175V249H174ZM209 250H211V248H210ZM216 250H217V249H216ZM216 250H215V252H216ZM248 250H249V249H248ZM254 250H255V249H254ZM69 251H71V250H69ZM72 251H73V250H72ZM72 251H71V252H72ZM77 251H78V250H77ZM80 251H81V250H80ZM86 251H87V250H86ZM197 251H198V250H197ZM229 251H230V250H229ZM75 252H76V251H74V253H75ZM160 252H161V251H160ZM172 252H173V251H171V253H172ZM202 252H203V251H202ZM204 252H205V251H204ZM204 252H203V253H204ZM220 252H221V251H220ZM220 252H218V253H220ZM226 252H227V250H226ZM249 252H250V251H249ZM253 252H254V251H253ZM257 252H258V251H256V253H257ZM259 252H262V251H259ZM76 253H77V252H76ZM152 253H153V252H152ZM198 253H199V252H198ZM233 253H234V252H233ZM87 254H88V252H87ZM201 254H202V253H201ZM212 254H215V253H212ZM227 254H228V253H227ZM247 254H248V253H247ZM79 255H80V254H79ZM199 255H200V254H199ZM205 255H206V253H205ZM207 255H208V257H209L208 252H207ZM243 255H244V254H243ZM243 255H242V256H243ZM251 255H252V254H251ZM251 255H250V256H251ZM257 255H258V253H257ZM88 256H89V255H88ZM202 256H203V255H201V257H202ZM210 256H212L211 253H210ZM228 256H229V255H228ZM228 256H227V257H228ZM233 256H234V255H233ZM233 256H232V257H233ZM244 256H245V255H244ZM244 256H243V257H244ZM253 256H254V255H253ZM253 256H252V257H253ZM255 256H256V254H255ZM261 256H262V255H261ZM79 257H80V256H79ZM82 257H83V256H82ZM82 257H81V258H82ZM201 257H200V258H201ZM204 257H205V256H204ZM235 257H236V256H234V258H235ZM246 257H247V256H246ZM43 258H44V257H43ZM198 258H199V257H198ZM202 258H203V257H202ZM221 258H222V257H221ZM237 258H238V257H237ZM248 258H249V257H248ZM250 258H251V257H250ZM250 258H249V259H250ZM38 259H39V257H38ZM68 259H69V258H68ZM68 259H67V260H68ZM227 259H229V258H227ZM230 259H231V258H230ZM242 259H243V258H242ZM242 259H241V260H242ZM244 259H245V258H244ZM246 259H247V258H246ZM255 259H256V258H255ZM263 259H264V257H263ZM175 260H176V258H175ZM201 260H202V259H201ZM208 260H209V258H208ZM208 260H207V262H208ZM233 260H234V259H233ZM70 261H72V260L70 259ZM105 261H106V260H104V262H105ZM220 261H225V260H220ZM231 261H232V259H231ZM237 261H238V260H237ZM250 261H251V260H250ZM261 261H262V260H261ZM35 262H36V261H35ZM45 262H47V261H45ZM114 262H115V261H114ZM164 262H165V261H164ZM191 262H192V261H191ZM207 262H206V263H207ZM235 262H236V261H235ZM239 262H241V261H239ZM252 262H253V261H252ZM31 263H32V262H31ZM43 263H44V261H43ZM43 263H42V261H41V264H43ZM201 263H203V261L200 262V264H201ZM230 263H231V262H230ZM250 263H251V262H250ZM253 263H255V261H254ZM258 263H259V262H258ZM32 264H33V263H32ZM34 264H35V263H34ZM39 264H40V262H39ZM45 264H46V263H45ZM109 264H110V263H109ZM165 264H166V263H165ZM203 264H204V263H203ZM228 264H229V262H228Z\"/></svg>",
  "mask_w": 264,
  "mask_h": 264
}]
</instances>
